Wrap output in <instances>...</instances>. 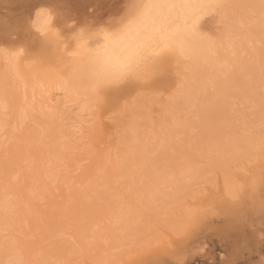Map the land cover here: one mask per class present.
I'll list each match as a JSON object with an SVG mask.
<instances>
[{
    "label": "rangeland",
    "instance_id": "374dc122",
    "mask_svg": "<svg viewBox=\"0 0 264 264\" xmlns=\"http://www.w3.org/2000/svg\"><path fill=\"white\" fill-rule=\"evenodd\" d=\"M45 1H47V0H44V2H43V0H6V1H4V0H0V36H2L1 38H0V45H2V46H5V47H7V48H10V49H12V48H15V47H18V46H23L24 48H25V50H26V56L27 57H30V56H35L36 54H39L40 52H43L44 51V46H43V42H42V40H41V38L36 34V33H34L32 30H31V28H29L28 27V29H26V31L25 30H22L23 28H24V26H28V23H29V20L31 19V17H32V13H33V10L35 9V7H36V5H37V3L36 2H42L43 3V5H46L45 3ZM49 1V0H48ZM53 1V0H52ZM262 1V4H260V2ZM255 2H257V1H255ZM252 3L253 2H251V4L249 3V6H248V8H249V10H250V14H253L252 12H256V13H254L253 14V17H252V19L254 18V20H255V24H256V26H252V33H251V39H252V41L250 40L249 42H246L245 44H244V52H242L241 54H240V60H241V62H244V61H246V64L245 65H243V63H240L239 61V59H238V63L237 62H235L234 64H233V66L232 67H230V70H228V71H226V73H224V75H222V76H225V79H224V77H223V79L221 80V78H222V76L221 77H219L218 79L216 78V79H214V80H212L211 82H209L208 84H207V86H205V90H204V92H206V93H204L203 92V94H201L203 97L205 96L204 94H206V96L203 98L201 95H198V96H195L194 97V99H192V102L191 103H189L188 104V106L184 103V104H179V106H178V108H180L181 110H186L187 111V108L188 109H190V108H193L197 113H199V114H197V113H195L194 112V110L192 109L191 111L193 112H191V115L190 114H188L189 112V110L185 113V112H183L182 111V113L184 114L185 113V116H183V114L181 115L180 114V112H179V110H178V112H179V114L183 117V118H187V115L189 116V117H191V118H189L188 117V119H190V120H188V119H183V118H181V117H179L180 115H178L177 114V110H175L176 111V113H174V112H172V115L176 118V120H177V116H178V118H180V120L182 119L183 120V122H184V125H183V122L181 123V122H179V119H178V121H174V118H171V119H173V121L171 122V121H169L170 123H172L173 125L175 124H177L176 126H177V128H176V126H174L173 128H174V131H173V134H172V137H171V131L172 130H170V129H173L171 126L169 127V128H166V127H168V126H166V127H164V129H163V131H165L166 132V129H169L170 131H167V132H170V133H165L164 134V136L165 135H167V134H169L170 135V139H167L168 138V135H167V137H164L163 136V138H164V140H166L165 142L164 141H160V140H162L163 138L161 137V135H159L160 136V140L158 139V138H156V135H158V134H156V133H153V132H151L152 130H150V132L151 133H153V135H154V137H153V135H150L151 133H148V135H150L151 137L149 138V136H147V134H146V136H145V138L146 137H148L150 140H148V138H144L143 140L146 142H143V140H142V142H140V141H137V143H132V145H131V149L129 148V151L128 152H130V154L128 153V155L130 156H128V155H126V157L128 156L129 157V159L128 158H125L124 157V159L123 160H121V162L120 163H118V165L117 166H115V167H110L109 169H111L112 171H110V172H108V171H104L106 168H107V166H109V163L107 162V164H105L104 165V167H103V172H102V175L101 176H99L95 181H94V183H93V185H94V187L96 188H94V187H92V189L93 190H96V192L95 191H92L91 189H87V191H85V192H83L82 194H78V204H81V202H83V204L84 205H82L84 208H87V207H89V204H91L92 205V202L93 201H95V199L97 198V197H99V199H102L103 198V196H105L106 197V193L104 192V191H106V190H108V191H106V192H108V195H109V198L111 197L112 199L111 200H113V198L115 199V200H113L114 201V203H115V205H117V207L115 206V208L116 209H118L116 212H117V214L119 213H121V215L119 216V215H116V218H115V220L113 219V220H110V219H112V218H114V217H112V215H110V214H108L107 216L108 217H105L104 219H109L110 220V222L111 221H113V222H111V223H113V225H114V227H113V225L110 223V222H108L109 220L107 219V223L104 221V223H106V224H108L107 226H108V228L106 227V225H101L102 226V228H100L99 229V224H102V222L100 223V221H98L99 219H95V218H97V217H99V215H97V217H95L94 219H95V221H97V222H93V221H90V219L89 220H87V219H83V220H81L80 221V224H77L76 223V221H75V224H74V226H73V221H72V217H71V221L69 222V219L68 218H70L69 217V215H72L74 212H73V210L72 211H70L69 210V213H68V210H66L65 211V213L63 212L62 213V215H63V217H61V216H58V218L59 217H61V220H63V219H65L64 220V222H62L63 223V225H65L66 223V227H65V229H66V231H68V232H73L74 233V235H76V238H78L79 239V237H80V235H82V237L88 242V243H85V241L82 239V237H80V239H82V243H83V241H84V247H85V245H87L88 244V246H86V248L88 247L89 249H86V253H87V250H89V252L91 251L92 252V250L94 251L95 249H96V251L97 250H100L101 252H98V254L100 253V257H103L104 255L105 256H107V254L109 253V254H111V252H112V254L109 256L108 255V257H110V258H113V256H115L114 254H113V251H115L116 253H117V257L118 258H121V254H123V252L124 251H128V247L127 246H129L130 245V243L132 242L133 244H135L136 243V245H134V247L136 246V247H138V246H140V244H141V246H142V243H144V242H147L148 241V243H146V244H148V246H154L155 245V243L157 242V246H155V249L153 248V247H151L150 246V248H147V250H145L144 252H145V255L143 256V254L141 255V257H140V255H139V257H136V258H134V260L133 259H131L132 261L131 262H129V261H127V262H129L128 264H264V158H263V160H262V163H261V160H260V155H259V153L260 154H262L263 152H264V140L263 141H261L260 140V142L258 143V145H256V149H255V144L253 143V141L257 138V137H259V136H261L263 133L262 132H260V128L261 127H259L260 126V124L261 123H264V119H261V118H263L264 116V111L261 113L259 110H264V100H263V98H264V96H263V94L262 93H264V88H262V86H263V84H264V2H263V0H259V2H257V4L259 3V5H257L256 3H254L253 5L254 6H252ZM251 6V7H250ZM256 6V7H255ZM258 7H260L258 10H256V8H258ZM261 7H262V9H261ZM31 8V9H30ZM253 10H251V9ZM256 10V11H255ZM261 10H263V11H261ZM263 14V15H262ZM255 15V16H254ZM256 17V18H255ZM255 33V34H254ZM23 34H24V36H23ZM254 34V35H253ZM31 36V38L32 39H26V38H28V36ZM256 38V39H255ZM4 39V40H3ZM258 41L257 43H256V41ZM255 41V42H254ZM252 42V43H251ZM248 43H249V45H248ZM252 44H255L256 46H254V45H252ZM250 45L252 46V47H250ZM249 48V49H246L247 47ZM256 47L255 49H253L254 47ZM252 48V49H251ZM256 49H257V51H256ZM246 50H248V52L246 51ZM253 50V51H252ZM254 50L256 51V53H253L254 52ZM31 51H33V52H31ZM48 51V50H47ZM252 51V52H251ZM250 52V53H249ZM249 53V55L250 54H254L255 56L254 57H252V55H247L246 56V54H248ZM37 56V55H36ZM244 57L243 59H241L242 57ZM248 57H250V58H248ZM252 57V58H251ZM248 59V60H245V59ZM240 64H242V65H240V67H239V65ZM238 66V67H237ZM233 67L234 68H236V70L234 69V71H233ZM242 67V68H241ZM240 70H239V69ZM238 69V70H237ZM230 71V72H229ZM240 71V72H239ZM242 71V72H241ZM238 72V73H237ZM242 73V74H241ZM228 75V76H227ZM219 82L220 80L222 81H220L221 82V84L219 83V85L218 84H216V83H214V82H217V81ZM226 80V81H225ZM225 81V82H224ZM217 82V83H218ZM172 82H171V76L169 75V74H167V76H163L162 77V79L159 81V83L154 87V88H152V90H149V93H146L145 92V94L143 95V94H140V95H138V93H135L134 91L132 92L131 90H128V91H119V92H116V93H111V94H109V95H107L105 98H103L101 101H99L98 102V106L97 107H95L94 109H96V118H94V119H92V120H90L89 122H88V124L90 125L91 124V126L93 125V126H97V124H95L96 122V119H97V122H98V124L99 125H102V123H103V125L102 126H107V128H112V127H114V128H116V130L117 131H119L120 132V130L122 129V127H124L122 130L124 131V129H126L125 128V126L126 125H128L127 123L128 122H131L132 121V119L133 118H136L135 116L137 115L136 113H138L139 115L140 114H144L145 113V111H146V113L144 114L145 116V118L144 119H146L147 118V121L145 120V123H144V119H142V121H143V123L145 124V125H147L148 124V128L147 129H152V127L154 126V125H151V124H153L154 122H156V123H154V124H159V123H162L161 122V118L159 119L158 117H160L159 115L160 114H158V113H161V111H160V108H162V109H164V107L165 106H162V103H165V101H167V98H169L168 96L173 92V91H171L172 90V84H171ZM222 83H225V85L227 86V87H229L228 89L230 90H228V89H226V87H224L223 88V90H218V91H220L221 92V98H215V104L214 103H211V105L209 104L210 102H208V101H211V100H213V98L214 97H216L217 95L218 96H220V92L218 93L217 92V89H220V86H222L223 84ZM213 84V85H212ZM218 85V87H216V85ZM208 85H211V86H208ZM224 85V86H225ZM216 88H215V87ZM223 87V86H222ZM212 88V89H211ZM211 89V90H210ZM207 90V91H206ZM213 90H214V92H213ZM224 90H226L227 92H229V94L227 93V94H225L226 92L224 91ZM131 91V92H130ZM222 91H224L225 93L223 94V92ZM255 91H256V93H255ZM258 91H259V93H258ZM216 92V94H214ZM262 92V93H261ZM208 93V94H207ZM210 93H213L212 95H209ZM242 93V94H241ZM255 93V94H254ZM136 94V95H135ZM223 94V95H222ZM235 94H237V95H235ZM252 94H253V97H252ZM209 95V98L208 99H205V98H207V96ZM225 95H227L226 96V98H227V100H222L223 99V96H224V99H226L225 98ZM229 95V96H228ZM255 95V96H254ZM259 95V96H258ZM199 96H200V98L201 99H199ZM210 96H212L211 97V100H210ZM233 96H235V97H233ZM240 96V97H239ZM263 96V97H262ZM228 97H229V99H228ZM231 98L233 99V101L231 100ZM196 99H198V100H196ZM247 99V100H246ZM196 100V101H195ZM200 100H202V102L204 101V100H206V101H204V103H205V108H204V104L203 103H201V105L203 104V106H201L200 105V103H197L198 101H200ZM222 100V101H221ZM232 102H234L235 103V105H234V107L233 106H231V108H229V106L230 105H233L234 103H231V101ZM244 100V101H243ZM259 100V101H258ZM263 100V101H262ZM225 101H227V102H225ZM229 101H230V103H229ZM197 103V106L196 107H194L195 105H196V103ZM208 103V105H207V103ZM211 102H213V101H211ZM226 103V104H223L224 106H226L227 108H229V109H227L226 107V109L224 108V107H222V108H224L223 110H222V108H220V107H218V104H219V106H221V104L222 103ZM239 102H240V104H239ZM228 104H230L229 106H228ZM250 104H251V107H250ZM255 104V105H254ZM192 106V107H190V106ZM194 105V106H193ZM210 105V106H209ZM222 105V106H223ZM243 105H245V107L246 108H242V106ZM162 106V107H161ZM187 106V107H186ZM199 106H201V108H199ZM208 106V107H207ZM183 107V108H182ZM186 107V108H185ZM239 107V108H238ZM248 108V110H246ZM8 109L11 111V108H6V110H5V112L6 113H8V115H9V117H10V115H11V113L8 111ZM161 109V110H162ZM166 109V108H165ZM200 109H204V110H201V112H200ZM218 109H221L223 112H221V110H218ZM235 111H234V110ZM259 109V110H258ZM148 110L150 111V110H152V112H150V114H148ZM159 110V111H158ZM180 110V111H181ZM233 110V111H232ZM244 110V111H243ZM254 110H255V113H256V116L258 117L257 119H255L256 121H253V122H247L248 120L250 121H252V120H254L253 119V117L254 118H256L254 115H255V113H254ZM57 111H59L58 113H60V110H57ZM144 111V112H143ZM162 111H164V110H162ZM167 111L168 110H165L164 112H166L167 113ZM252 111V113H250ZM257 111V112H256ZM259 111V112H258ZM154 112H156V115H155V113ZM170 112V111H169ZM169 112L166 114V117L169 115V117L170 116H172L171 115V113L169 114ZM238 112V113H237ZM245 112H247L246 114H245ZM10 113V114H9ZM244 113V114H243ZM261 113V114H260ZM55 114L57 115V113H56V111L53 113V115L55 116ZM134 114H136V115H134ZM163 115L162 116H164V113H162ZM175 114V115H174ZM187 114V115H186ZM193 114H195L194 116H193ZM197 114V115H196ZM223 114V115H222ZM228 114V115H227ZM234 114V115H233ZM258 114V115H257ZM61 115H63V113L61 114ZM141 115V116H142ZM147 115V116H146ZM221 115V116H220ZM232 115H233V119H232ZM244 115V116H243ZM249 116V119H248V117L247 116ZM60 116V115H59ZM58 116V117H59ZM64 116V115H63ZM152 116H155V118L154 119H156V117L158 118V121H160V122H157V121H154V120H151L153 117ZM223 116V117H222ZM231 118H230V117ZM235 116H238L237 118L239 119H237ZM252 116V117H251ZM260 116H263V117H260ZM6 117V116H5ZM58 117L56 116V117H53V118H56L57 120H58V123H56V121L57 120H55L54 119V122L56 123V125H58L59 126V122H61V119L63 118L62 116H60V117H62L61 119L59 118L58 119ZM166 117H164V118H166ZM219 117H220V120L222 121H219L218 119H219ZM228 117V118H227ZM242 117V118H241ZM247 117V118H246ZM251 117V118H250ZM225 118V119H224ZM227 118V119H226ZM230 118V120H231V123H228V122H230V120H228ZM234 118H236V119H234ZM244 118V119H243ZM246 118V119H245ZM170 119V120H171ZM223 119V120H222ZM248 119V120H247ZM259 119V120H258ZM261 119V120H260ZM102 122H101V121ZM137 120V119H136ZM135 120V121H136ZM181 120V121H182ZM225 120H227L226 122H223V121H225ZM236 120V121H235ZM243 121L244 123H245V125L247 126L246 128H248V129H245V127H244V125H243V123H241L242 124V126H241V124H240V122H238V121ZM134 121V122H135ZM190 122V124L189 123H186V124H188V126L187 125H185V122ZM259 121V123H257ZM260 121H261V123H260ZM263 121V122H262ZM95 122V123H94ZM151 124H150V123ZM166 123H162V124H168V120L167 121H165ZM175 122H177V123H175ZM194 122V123H193ZM256 122V123H255ZM54 123V124H55ZM92 123H94V124H92ZM105 123H106V125H105ZM113 125H112V124ZM170 123L168 124V125H170ZM225 123V124H224ZM226 123H227V125H226ZM250 125H249V124ZM255 125H254V124ZM124 124H126V125H124ZM131 124H132V122H131ZM149 124H150V127H149ZM171 124V125H172ZM180 124L183 126H180ZM192 124V125H191ZM229 124V125H228ZM172 125V126H173ZM190 125V126H189ZM195 127H194V126ZM204 127H203V126ZM219 125V126H218ZM254 125V126H253ZM257 125H259L258 126V128H257ZM22 126H23V128H24V125H21L20 127H19V129H17V130H14V132L16 133V132H19V133H21L22 131H24L23 132V134H24V136H30L28 133V131H29V129L27 130V129H23L22 128ZM92 126V127H93ZM129 126V125H128ZM180 128H179V127ZM193 126V127H192ZM222 126H225V128L224 127H222ZM159 127H161V125L159 124V126H158V128L157 129H160ZM249 127L251 128L250 130H249ZM253 127H255L256 129H253ZM22 128V129H21ZM175 128H176V132H175ZM179 128V129H178ZM185 130H184V129ZM188 128H191V129H188ZM41 129V131L40 130H38L37 132H39L38 134H35L34 136H35V138H36V136L37 137H39V138H44L43 140L42 139H40L39 140V138L37 139L36 138V140H35V138H32L33 140V143L34 144H36L37 145V142L39 143L38 144V146L40 145L41 147H44L45 149H48V150H51V152H52V154H51V152L49 151L48 152V150H41V149H44V148H41L40 146V151H39V153H41L40 154V156H41V159L40 160H34V162H36V165H38L39 166V164L42 162V165H40L39 166V169L40 168H42V169H44L45 170V168H46V172H48L47 174H50V173H57L58 175L57 176H54V177H56V178H54V177H47V176H45L44 174H43V176L42 177H40V175H39V177H38V174H37V172H35L36 174L34 175V172H33V165L35 164L34 162H33V159L32 160H30L31 159V157H30V152H31V150H29V149H25V152H24V149H21L22 150V152H24L23 154H24V156H23V154H22V152H20L19 153V155H18V151H21L20 149L19 150H16V146H15V149L14 150H12L13 149V146L12 147H9V145L10 144H12V142L14 141V137H12L11 139H10V141L9 140H7V138L9 137L8 135V133L5 135V136H3L2 138H0V140H1V143H3V145H2V149H1V151L2 150H5L6 149V147H7V145H8V147H7V149L5 150V151H3L2 152V155L3 154H7L8 153V155H9V157L8 158H10L11 157V159H10V161L12 160H14V162L13 163H11V164H15V160L16 159H14V158H16V157H13V156H16V155H18L19 157V159L18 160H20V161H22V165H23V168L20 166V164H19V162H18V165L19 166H16V164L15 165H12V167L14 166V168L15 169H13V168H11V167H9L8 165H10V163H8V162H10V161H8L6 158V156L7 155H3L2 157L0 156V160H1V162H0V166H2V164L4 165V166H2V168L0 169V181L1 180H3V181H1L0 182V184H2L1 186H0V193H4V194H6L7 193V195L9 194L10 196V198H11V202L13 203L14 202V200H16L15 198H18V199H21V201L19 200V202H21V204L23 205H18L19 204V202L18 201H15V203H14V205L16 204V203H18V204H16V208H18L19 209V207L20 206H22V208H26V210L28 211V213L29 214H27V211H24V212H22L23 214H18V213H20L18 210H15L14 208V206H12V211H16V212H14V215H13V212H11L10 210L9 211H6V212H4V216L0 219V221H2V220H4V222H6L7 221V223H5L4 225H2V227H1V229H0V236H1V238L3 237V234H4V236L6 237V241H5V237H3L2 239L0 238V240H3V241H1L2 243H3V245H1L2 243L0 242V248L2 249H0V251L3 253V256H2V253H1V255H0V264L2 263V264H4V262L7 260V257H8V255H11V253H12V256L13 255H15L17 252L20 254V259L22 260H24V262H23V264L25 263V264H27V260L25 259L26 257H28V259H29V264H38L37 262H34L35 260H38V254L39 253H41V252H39V250L40 251H42L43 252V250L45 249H47V248H45V244H42L43 242H41L40 243V240H38V242L40 243V245L37 243V242H35V239H38V237L36 238V236H38L40 233V230H41V228L45 231V229L44 228H46L45 227V225H47V224H45V222H43V221H46L45 219H44V217H43V214L41 213V211L40 210H42V211H44V209L46 210V208L49 210V211H51L52 209H53V207H54V205H53V203L51 202V204H49L48 205V203H46L47 201L46 200H52V199H54L55 197H57L58 196V193H56V192H59V190L58 191H56V189H58V188H53V190L51 191V189L50 190H48V192H46V191H44L43 189H44V186H43V183H39V182H41V180L43 179L44 181L46 180V181H50L52 178H54L55 180L54 181H52V182H49L48 181V183L53 187V185L55 186V185H57L58 183H59V179H63V177H64V175L62 174V173H64L65 172V170L66 169H64V166L66 165H68V163H69V160L67 159V154H65V153H63V151H65V152H67L66 150V148H64V149H61V152L62 153H60V149H58V145L61 143V147H63L64 146V140L65 139H61V137H59V140L61 139L62 141L61 142H59V141H57L56 140V138H54V137H56L55 136V133H56V130H57V128H53L52 126H47V125H45L43 128H40ZM131 129H132V127L128 130V128L126 129V131L128 130V131H131ZM188 129V130H187ZM241 129H243V130H241ZM259 129V130H258ZM22 130V131H21ZM179 130H181V131H179ZM187 130V131H186ZM223 130H227V132H224ZM233 131V133H232V131ZM245 130V131H244ZM254 131V133H253V131ZM256 130H258V131H256ZM25 131L27 132L26 134H25ZM125 131V132H126ZM149 131V130H148ZM160 131V130H159ZM183 131H185L184 133H183ZM221 131H223V132H221ZM231 131V132H230ZM252 132V133H250L249 134V132ZM256 131V132H255ZM4 131H2V132H0V133H3ZM36 132V133H37ZM133 132V131H132ZM132 132H130L129 134L131 135H133V133ZM179 132V133H178ZM210 132V133H209ZM175 133H177V135H175ZM205 133H206V135H205ZM225 133V134H224ZM234 133H236V134H234ZM242 133H244V134H242ZM245 133H247L248 134V136L250 137V135H251V137L250 138H252V139H250V138H248L247 140H249L248 142L246 141V138L248 137L247 136V134H245ZM261 133V134H260ZM156 134V135H155ZM181 134V135H180ZM207 134H209L208 136H207ZM211 134H213V135H211ZM219 134V135H218ZM221 134V135H220ZM228 134V135H227ZM240 134V135H239ZM258 136H257V135ZM21 135L22 134H20V137H21ZM57 135H59V134H57ZM163 135V134H162ZM176 137V139L174 138V136ZM179 135V136H178ZM205 135V136H204ZM214 136L213 138L215 139V141H218L221 137H222V135L224 136V137H222L221 139V141L219 140L218 142H213L214 140H213V138H208V137H211V136ZM218 135V136H217ZM230 135V136H229ZM234 137H233V136ZM236 135V136H235ZM238 135V136H237ZM242 135V136H241ZM144 136V135H143ZM182 136H183V138H182ZM220 136V137H219ZM244 136H246L245 138H244ZM256 136V137H255ZM181 137V138H180ZM219 137V138H218ZM230 137H233V140H232V138H230ZM239 137V138H238ZM255 137V138H254ZM58 138V137H57ZM153 138V139H152ZM171 138H172V140H171ZM180 139V144H179V139ZM205 138V139H204ZM224 138V139H223ZM230 138V139H229ZM152 139V140H151ZM155 139L157 140V141H155ZM178 139V140H177ZM181 139H183L182 141H181ZM207 139V140H206ZM227 139V140H226ZM239 139H240V141H239ZM147 140V141H146ZM168 140H170V141H168ZM211 140H213L212 142H210ZM3 141V142H2ZM6 141V142H5ZM36 141V142H35ZM39 141H41L42 143H40ZM52 141H54V142H56L55 144L52 142ZM154 141V142H153ZM173 141V143H170V142H172ZM178 142V144H177V142ZM222 141H224V142H226V143H223ZM239 141V142H238ZM242 141V142H241ZM247 142V145L249 146V147H251V148H249L247 145H246V147H244L245 146V142ZM5 142V143H4ZM59 142V143H58ZM140 142V143H139ZM153 144V143H155L156 145L158 144V142H160L159 143V145H155V144H151V143ZM157 142V143H156ZM176 143V145H175V143ZM182 142V143H181ZM191 142V143H190ZM205 142H207V143H209L210 144V146H208L209 144H205ZM223 143V144H221V143ZM230 142V143H229ZM231 142L233 143V144H235V142L237 143V145H240L241 146V144H243L244 146H242V147H244L243 149H250L249 151H247L248 153L250 152V151H252V148H253V151L252 152H250V153H253L254 152V150L257 152V153H253L252 155H253V157H252V155L249 153L248 155H249V158H248V156H247V158H245V157H243V158H241L242 159V161H244V160H246L247 159V161H244V163L241 161V162H237L238 163V165H237V167H236V165L234 166V164H232V162H227V166L230 168V166L232 165V166H234V167H236V169L237 170H241V172L239 171H237L236 170V172H235V170H234V167H232L231 166V169L229 170L228 169V167H225V170H227V171H232V172H235L234 174L236 175V179L237 180H239V179H243L240 183H238V184H242V183H244V186L243 187H241L240 186V188H238V190L234 193V195L235 196H237V197H235L234 195V198L233 197H231V198H229V196H232V195H229V194H225V193H223V191H221V187L223 186V185H221L223 182V180H221V178L218 180V178L219 177H222L223 179H224V177L223 176H226V175H228V174H225V175H222V174H224V173H220V172H222L221 170H224L223 169V167H224V165L223 166H219V167H222L221 168V170H219V169H217L216 168V165H215V163H216V159H218V158H220V155H219V153L220 154H222L221 152L222 151H219V150H215V152H212V151H214V149L216 148V146H218L217 144H219V146L221 145V147H223V148H225L224 150H230L231 149V146L233 145H231ZM241 142V143H240ZM244 142V143H243ZM250 142H252L253 143V145L250 143ZM46 143V144H45ZM143 143V144H142ZM165 143H170V145L171 146H169V144L168 145H166ZM184 143V144H183ZM186 143V144H185ZM188 143L189 144H192L191 146L190 145H188ZM211 143H213V145L211 146ZM239 143V144H238ZM250 143V144H249ZM141 144V145H140ZM148 144H151V146L150 145H148ZM202 144V145H201ZM227 144H229V145H227ZM57 145V146H56ZM185 145V146H184ZM186 145H188V146H186ZM200 145V148L199 147H197V146H199ZM204 145V146H203ZM209 147H207V146ZM224 145V146H223ZM228 147H227V146ZM236 145V144H235ZM142 146V147H141ZM177 147V149L178 150H175L176 148L175 147ZM192 146H195V147H197L198 148V150L200 151V154H199V151L195 148V147H193L192 148ZM205 146H206V149H204L205 148ZM214 146H215V148H214ZM234 146V145H233ZM5 147V148H4ZM145 147H146V149H145ZM154 147H156L155 149H154ZM179 147V148H178ZM257 147L258 148H260V151L262 150V153L257 149ZM10 148H11V150H10ZM60 148V147H59ZM153 148V149H152ZM185 148V149H184ZM189 148V149H188ZM202 148H203V150H202ZM211 148H213V149H211ZM228 148V149H227ZM52 149H54L55 151H56V153H58V154H56L58 157H59V159L58 160H55V161H51V160H54V159H57L58 157L57 156H55L54 155V150L52 151ZM137 149V150H136ZM142 149H144V150H142ZM149 149H150V151H149ZM175 151H174V150ZM182 149L184 150V151H182ZM10 150V151H9ZM28 150V151H27ZM110 150H111V148H110ZM139 150H141V152L139 151ZM187 150V151H186ZM189 150H192V151H190V152H188ZM195 150L196 151H198L197 153L195 152ZM212 150V151H211ZM258 150V151H257ZM6 151H8L7 153H5ZM15 152V155L13 154V152ZM48 153V154H46V152ZM95 151V150H94ZM92 152V154L93 153H96V151L95 152ZM132 151H133V153H132ZM146 151V152H145ZM152 151V152H151ZM208 151H209V153H208ZM9 152H12V153H9ZM26 152H28V154L26 153ZM172 152H175V153H172ZM211 152H212V154H214L215 156L217 155L218 157H215L214 155H212V156H214L215 157V159H214V161L215 162H213L214 163V165H213V163H212V165L213 166H209V165H206V164H204V165H206V166H208V168L210 167V173H209V171H208V169L206 168V169H204V170H207V171H204L202 168H204L203 166V161L200 163L201 165H200V169L198 168V166H199V164L198 165H195L194 167H191V169H185V165H183L184 163H185V161H186V156H187V154L188 153H191V154H193V155H196V156H198L197 154H199L200 155V157H201V154H202V156L203 157H205L206 158V156L210 159V160H208V161H213L212 159L214 158V157H209L210 155H211ZM217 152H218V154H217ZM43 153V154H42ZM143 153V154H142ZM148 153H150V156L149 157H146V156H148L149 154ZM154 153V154H153ZM205 153V154H204ZM10 154H12V155H10ZM21 154V155H20ZM26 154V155H25ZM45 154H46V156H45ZM49 154H50V157H48L49 156ZM60 154V155H59ZM61 154H63V156H64V154H65V158L68 160V161H66L65 162V160L66 159H64V158H61L60 156H62ZM92 154H90V155H92ZM134 154H135V156H134ZM151 154H152V156H151ZM173 154V155H172ZM174 154H177V156H175ZM180 154V155H179ZM257 154V155H256ZM27 155H29V156H27ZM54 155V156H53ZM144 157H143V156ZM183 155V156H182ZM263 155V154H262ZM24 158V159H21L22 157ZM39 156V157H40ZM44 156H45V158H44ZM175 156V157H174ZM257 156V157H256ZM258 156H259V158H258ZM3 157H6V158H4L5 159V162L8 164H5L4 163V159H2ZM30 157V159L28 160V162H27V159ZM55 157V158H54ZM57 157V158H56ZM134 157V158H133ZM146 157V158H145ZM150 157H152V159L150 158ZM156 157V158H155ZM173 157V158H172ZM199 157V156H198ZM242 157V156H241ZM262 157V156H261ZM264 157V156H263ZM13 158V159H12ZM46 159V160H44V159ZM52 158V159H51ZM68 158L69 159H71V156H69L68 155ZM145 158V159H144ZM150 158V161L148 160V159ZM182 158H184V159H182ZM208 158H206V159H208ZM259 159V161L260 162H257V163H260L259 165H255L256 164V159ZM42 159H43V161H42ZM64 159V163H65V165H64V163H62V165L60 164V163H57V162H61L62 160ZM127 159V160H126ZM133 159V160H132ZM135 159V160H134ZM143 159V160H142ZM157 159H158V161H157ZM258 159H257V161H258ZM7 160V161H6ZM18 160H16V161H18ZM25 160V161H24ZM47 160L48 161H51V162H49V163H45V162H47ZM144 160H146V165H147V161H149L150 163L153 161L154 162V160H156L157 161V163H156V161H155V163L156 164H154L153 162H152V164H150V163H148L149 164V171H147V170H145V169H147V167H144L145 165H144V163L143 162H145ZM160 160V161H159ZM37 161L38 162H40V163H38L37 164ZM45 161V162H44ZM57 161V162H56ZM126 161V162H125ZM141 161V162H140ZM32 162H33V164H32ZM56 162V163H55ZM70 162H72V160H70ZM138 163L137 165L135 164V163ZM175 162H177L176 164H178V165H176L175 164ZM180 162V163H179ZM218 162H219V159H218ZM25 163V164H24ZM27 163H29V165L27 164ZM44 163V164H43ZM67 163V164H66ZM133 163H134V165H133ZM143 163V164H142ZM160 163V164H159ZM172 163V164H171ZM244 164V165H242V164ZM126 164V165H125ZM132 164V165H131ZM139 164L141 165V166H139ZM158 164H159V167H160V170H158ZM162 164H164V165H162ZM171 164V165H170ZM174 164L176 165V167L174 166ZM218 164V163H217ZM219 164H221V162L219 163ZM218 164V165H219ZM5 165H6V167H5ZM27 165L30 167V168H32L31 170H30V168H29V170H30V172L31 173H29V170L27 169V168H25V167H27ZM36 165H34V166H36ZM46 165V166H45ZM49 165V166H48ZM54 165H56V166H54ZM58 165H60V167L58 166ZM155 165V166H154ZM225 165V166H226ZM230 165V166H229ZM246 165V166H245ZM11 166V165H10ZM32 166V167H31ZM50 166H52L51 167V169H50ZM58 166V167H57ZM66 166H65V168H66ZM134 166L135 167H137L136 169H140V170H136V169H134ZM154 166V167H153ZM163 166H164V168H163ZM167 166V167H166ZM242 166V167H241ZM243 166L244 167H246V168H243ZM253 167L254 166V168L256 169H252V168H250V167ZM257 168H256V167ZM7 167L9 168V170H10V168L12 169V170H14V171H12V170H8L7 169ZM19 167V168H18ZM20 167H21V169H20ZM44 167V168H43ZM48 167V168H47ZM55 167V168H54ZM57 167V168H56ZM119 167V168H118ZM145 169H144V168ZM156 167H157V172H159L160 171V173H166V171H167V174H165V175H167L166 176V182L164 183V185H163V182H161V183H151V186L149 187V188H145V187H140V191H139V189H137V186H142L143 185V182H144V180L146 179V178H143L147 173H149V172H153V173H155L156 171H155V169H156ZM178 167V168H177ZM239 167V168H238ZM55 170H54V169ZM124 168V169H123ZM132 168V169H131ZM151 168V169H150ZM165 168H168L167 170H165ZM182 168V169H181ZM197 168V169H196ZM233 168V169H232ZM248 168V169H247ZM25 170L26 169V172H24V174L31 180H33L34 179V181L32 182V181H30L25 175H21L20 177H21V181H19V179H18V186H24L25 184H26V179L25 178H27L28 179V181H27V186L25 187L26 189L25 190H21L23 187H18V186H16L15 184H12V183H14V182H16L14 179H16V178H18V177H16V176H18V173H16L15 175V178H14V175H12V173H11V171L12 172H18L19 171V173H21L20 172V170ZM42 169H40L41 170V175H42V171H43V173H44V170H42ZM57 169V170H56ZM59 169H63L62 171H60L61 173L59 174ZM119 169V170H118ZM127 169V170H126ZM130 169H131V171H130ZM142 169H144V171L142 170ZM154 169V170H153ZM165 170V172H164V170ZM173 169H174V171H173ZM183 169H185V170H183ZM195 169L196 170H199V172L198 171H195ZM214 170V171H211V170ZM247 169V170H246ZM9 171L8 172V174H5V173H7L6 171ZM79 170V172L81 171L80 169H77L76 171H78ZM106 170H108V168L106 169ZM122 170V171H121ZM124 170V171H123ZM169 170V171H168ZM177 170V171H176ZM180 170V171H179ZM182 170H183V172H182ZM201 170V171H200ZM218 170V171H217ZM224 170V171H225ZM234 170V171H233ZM243 170V171H242ZM245 170V171H244ZM251 170H252V173H251ZM253 170H255V172H253ZM54 171V172H53ZM114 171V172H113ZM120 173L121 172V174H118V172ZM125 171L127 172V173H129V174H126L125 173ZM134 171H136V172H134ZM140 171V172H139ZM207 172L208 174H210V175H204V173H202V172ZM217 171V172H216ZM223 171V172H224ZM257 171V172H256ZM4 172V173H3ZM33 172V173H32ZM40 172V171H39ZM46 172H45V174H46ZM78 172V173H79ZM105 172V173H104ZM109 174H108V173ZM113 172V173H112ZM156 172V173H157ZM170 172V173H169ZM172 172V173H171ZM176 172H177V174H176ZM179 172H181V173H179ZM201 172V173H200ZM214 172H216V173H214ZM244 172V173H243ZM245 172H247V173H245ZM1 173H2V175H1ZM9 173H11V174H9ZM13 173V174H14ZM75 173V172H74ZM73 173V174H74ZM77 173V172H76ZM82 172H80L79 174H81ZM108 174L107 175V177L109 178L108 179V181L110 182V184H111V186L113 185V188H114V190L115 189H117V190H115V191H117L118 193L116 194V195H118L119 196V198H121L122 197V199H119L118 198V196H116V198H115V196L113 197V190H112V187L111 188H107L108 187V185L107 184H109L108 183V181L107 180H105V179H107V177L106 176H104V174ZM117 173V174H116ZM122 173H123V175H122ZM125 173V174H124ZM159 173V174H160ZM174 173V174H173ZM206 173V174H207ZM215 174V177H218L217 179L216 178H214L215 179V181H216V184L218 185V187L216 188V185H214L215 184V181L213 180V183H211L212 184V186H213V188L214 189H212L209 185H211L210 183H208L209 181H210V179H213V176H212V174ZM227 173V172H226ZM237 173V174H236ZM22 174V173H21ZM29 174H30V176H29ZM32 174V175H31ZM111 174H112V176H111ZM116 174V175H115ZM178 174H180V175H178ZM184 174V175H183ZM191 175V174H195L194 176H196V175H201V177H199V179L197 180V181H193L194 179H195V177H194V179L192 180V178H193V175L191 176L192 178L190 179V177L188 176V175ZM244 174H246L245 176H244ZM248 174H249V176H248ZM255 174V175H254ZM10 175V176H9ZM20 175V174H19ZM37 175V176H36ZM63 175V176H62ZM72 175V174H71ZM118 175H119V177H118ZM120 175H121V177H123V179L125 178V176L127 177V178H129L127 181L126 180H123L122 179V181L124 182V184L122 183V181H121V177H120ZM125 175V176H124ZM143 175V176H142ZM170 175V176H169ZM172 175H176V177L173 179V177H172ZM186 175L188 176L187 178H186ZM204 175V176H203ZM218 175V176H217ZM220 175H222V176H220ZM5 176V180H4V177ZM7 176H9V177H7ZM23 176V177H22ZM24 176H25V178H24ZM34 176H36V177H34ZM45 176V177H44ZM61 176V177H60ZM117 176V177H116ZM138 176L140 177V178H138ZM169 176V178H167ZM178 176H179V179H178ZM207 176H209L208 178H206ZM38 177V178H37ZM59 177V178H58ZM111 177V178H110ZM181 177V178H180ZM205 177V178H204ZM229 177H230V175H229ZM241 177V178H240ZM254 178V179H252V178ZM26 180L25 181V183H24V179ZM47 178V179H46ZM99 178H101L100 180H99ZM120 178V181H118V179ZM131 178V179H130ZM140 180H138V179ZM172 178V179H171ZM182 178H186L185 179V181L187 180V179H189V181L187 180L186 182H187V184H186V182L182 179ZM201 178V179H200ZM210 178V179H209ZM252 180H251V179ZM11 179H13V181H11ZM38 179V180H37ZM39 179H41L40 181H39ZM110 179H112L113 181L111 182L110 181ZM169 179V180H168ZM202 179L203 180H205V183H206V181H207V183L205 184L203 181H202ZM208 179V180H207ZM227 179L229 180V178H228V176H227ZM231 179V178H230ZM247 179H249V180H251V182H252V184H251V182L248 180L247 181ZM64 180V179H63ZM103 180H104V182H103ZM130 180V181H129ZM174 180V181H173ZM177 180V181H176ZM226 180V179H225ZM225 180H224V183L223 184H225ZM254 180H256L255 182H254ZM5 181V182H4ZM7 181H8V184H6L7 183ZM39 181V182H38ZM97 181V182H96ZM98 181H99V183H98ZM106 181V182H105ZM114 181H116V182H114ZM169 181V182H168ZM180 181H184L185 182V185H184V188H183V186L180 184ZM200 181L203 183V184H205L206 185V189L207 190H209V191H207L205 188H204V186L205 185H203L202 183H201V185L203 186H201L200 185ZM227 181V180H226ZM231 180H229V182H230ZM22 182V184H20L19 185V183H21ZM54 182H56V183H54ZM118 182H120L121 184H123V185H121V186H124V188L123 189H125V192H123L124 190H122V187L120 186V188H119V186H117L118 185ZM136 182V183H135ZM138 182L140 183V184H138ZM167 182L169 183V184H167ZM178 184L177 186L175 185L176 183ZM184 182H182L183 184H184ZM188 182H190V183H188ZM192 182H195V185H197L198 184V186L200 185L202 188H200V189H203L202 191L198 188V186H196V187H193L194 186V184H193V186H192ZM211 182H212V180H211ZM219 182V183H218ZM238 182V181H237ZM248 182H250V183H248ZM9 183H11V184H9ZM34 183H36V184H34ZM101 183H102V185H101ZM104 183H107V184H104ZM127 185H126V184ZM134 183V184H133ZM221 183V184H220ZM228 183V181L226 182V184ZM235 183H236V181H235ZM32 184H34V185H32ZM153 184H156V186L154 187L153 186ZM162 184V185H161ZM171 184V185H170ZM190 184V185H189ZM207 184H209V185H207ZM219 184H220V186H219ZM249 184L251 185L250 187H249ZM5 185V186H4ZM6 185H7V187H6ZM10 185H12V187L10 186ZM59 185V184H58ZM106 186V187H103V186ZM130 185V186H129ZM158 185H160V187L158 186ZM175 187H174V186ZM187 185H189L188 187H185V186H187ZM2 186H4V187H2ZM9 186V187H8ZM16 186V187H15ZM29 186V187H28ZM33 186V188H31ZM125 186H129L128 188V193H130V191L133 193V196H134V198H136L137 196L136 195H138V197L139 198H136L140 203V205L142 206L143 205V200H144V198L146 199V200H148V206L150 205V207H147V208H144L142 211H144V212H142L141 214H140V217H139V214H137V213H135V212H132L133 210H132V208H130L129 207V205L127 204V203H125V199L123 198V196H120V195H122V194H120L119 195V192L120 193H123V194H128L127 193V191H126V187ZM152 186H153V188H152ZM168 186V187H167ZM180 186V187H179ZM193 187V189L195 190V189H198L199 190V192H201V194L199 193L198 194V196H197V191L198 190H196L195 192H193L194 190H192V188L191 187ZM199 186V187H200ZM5 187L7 188V190H9V191H7L6 189H5ZM35 187V188H34ZM37 187V188H36ZM43 187V189L41 190V188ZM81 188H82V186H80ZM101 187V188H100ZM109 187H110V185H109ZM116 187V188H115ZM162 187V188H161ZM177 187V189H175ZM237 187V186H236ZM85 188V187H84ZM102 190H100V189ZM102 188H106V189H104V191H103V189ZM151 188V189H150ZM154 188H155V190H154ZM159 188V189H158ZM185 188H187L186 190H184ZM191 189V190H189V189ZM209 188H211V189H209ZM15 189H16V191H15ZM33 189H34V191H33ZM35 189H36V191H35ZM37 189L39 190V191H37ZM112 191H111V190ZM121 189V190H120ZM136 189V191H138V192H134V190ZM154 191H153V190ZM160 189H164V190H166V191H170V192H172L171 193V196L169 197L170 199H169V201L170 200H174L173 202H171L172 204H173V206L174 207H176L177 209L178 208H180L181 210H182V207L183 206H187V209H185V210H182L183 211V213L185 212L186 213V215H185V219H183V223H185L184 225H183V223H181L182 221L179 219V220H177L176 218V220L177 221H179V225H180V223H181V226L183 225L184 227H181L180 226V228L182 229H184L185 230V232H183V234H179V232H181V231H179L178 232V236L179 237H176V234H177V229H180V228H178L179 227V225L178 224H176L175 225V223H173L174 225L173 226H171V227H177V229H175V233H174V231H173V234H171L170 232H167V231H169V230H167L166 231V229H168L167 228V226L168 225H170V222L169 221H167V218H166V220L163 218V217H167L168 215H167V213H165L166 212V210H167V208L168 207H171V203L169 204V202H168V199L166 198V196H164V194H162V192H160L159 190ZM179 189H180V191H179ZM183 189V191L181 192V190ZM204 189H205V191H204ZM4 190L6 191V193L4 192ZM41 190V191H40ZM97 190H100L101 192H97ZM143 190V191H142ZM187 190H189L188 192L189 193H193V194H188L189 195V197H190V195H192V198L191 199H189V201H188V196H187V194L186 193H188V192H186ZM21 191V192H20ZM24 191H27L26 192V195H25V193H24ZM43 191H44V194H43ZM56 191V192H55ZM89 191V192H88ZM110 191L112 192V194L110 193ZM122 191V192H121ZM147 192V193H145V192ZM176 191V192H175ZM181 192L180 193V195H179V192ZM204 191V192H203ZM207 191V192H206ZM9 192V193H8ZM35 192V193H34ZM38 192V193H37ZM42 192V193H41ZM51 192V193H50ZM89 193L88 195H86V196H84L86 193ZM90 192L92 193L91 195H90ZM93 192H94V194H93ZM148 192H150L151 193V195L150 194H148ZM156 192H158L157 193V197H156V195H155V193ZM164 192V191H163ZM175 192V193H174ZM221 192V193H220ZM2 193V194H3ZM22 193V196L20 195V194ZM47 193V194H46ZM50 194V196H49V194ZM110 193V194H109ZM116 193V192H115ZM114 193V194H115ZM144 193V195H142ZM178 193V194H177ZM184 193V194H183ZM194 193H195V196H197V198L195 199V196L193 197V195H194ZM203 193V194H202ZM205 193V194H204ZM1 194V195H2ZM24 194V195H23ZM29 194L31 195V198H32V201H31V204H30V202H28L31 198H30V196H29ZM37 194H39L38 196H37ZM41 194V195H40ZM56 194H57V196H56ZM100 194V195H99ZM101 194H102V196H101ZM140 194V195H139ZM147 194V195H146ZM160 196H159V195ZM29 196V197H26L25 198V196ZM33 195V196H32ZM35 195V196H34ZM44 195H45V199H44ZM54 195H55V197H54ZM81 195V196H80ZM83 195V196H82ZM97 195V196H96ZM110 195H112V196H110ZM172 195H175V196H173L174 197V199H171V197H172ZM176 195H178L179 197L181 196L182 198L180 199L179 197H177ZM224 195H226V196H224ZM228 195V196H227ZM12 196V197H11ZM14 196H19V197H14ZM48 196V197H47ZM52 196H53V198H52ZM80 196V197H79ZM148 196H150V199H148L149 197ZM186 196H187V199H186ZM37 198V199H39V202L38 201H35V198ZM43 199H42V198ZM82 197V198H81ZM85 197H87L88 199H86ZM91 197H94V198H91ZM102 197V198H101ZM143 197V198H142ZM168 197V196H167ZM172 197V198H173ZM13 198V199H12ZM22 198H23V200H22ZM25 198V199H24ZM33 198H34V201H33ZM40 198H41V200H40ZM84 198V200H81V202H80V199H83ZM161 198V199H160ZM165 198V199H164ZM179 198V199H178ZM183 198H184V200H183ZM28 199V200H27ZM59 199V198H58ZM86 199V200H85ZM98 198H97V200L96 201H98L99 200ZM142 199V200H141ZM153 199V200H152ZM163 199V200H162ZM195 199V200H194ZM198 199V200H197ZM26 200V201H25ZM116 200H118V201H121L120 203H118V201H116ZM183 200V201H182ZM25 201V202H24ZM95 201V202H96ZM100 201V200H99ZM98 201V203L96 202L95 204H94V207L93 208H98V207H100V206H102L103 207V205L104 204H102V202L104 201V200H101L100 202ZM124 201V202H123ZM159 201V202H158ZM162 201L164 202V203H162ZM167 201V202H166ZM175 201H177V202H175ZM180 201V202H179ZM189 203V205H188V203ZM37 202V203H36ZM41 202H43L42 204H41ZM87 204H86V203ZM181 202H183L182 204H184V205H182L181 204ZM38 203H40V204H38ZM124 205V207H127V205H128V210L126 209V208H124V207H121V209H122V211H119V207L122 205V204ZM155 203H156V205H155ZM159 203V204H158ZM168 203V204H167ZM30 204V205H29ZM100 204H102V205H100ZM127 204V205H126ZM154 204V205H153ZM162 204V205H161ZM164 204V205H163ZM36 205H37V207H36ZM51 205H52V207H51ZM86 205H87V207H86ZM96 205H99V206H97V207H95ZM158 205H159V207L160 208H156V207H158ZM170 205V206H169ZM178 205H182V206H178ZM25 206V207H24ZM34 206L38 209V210H36L38 213L37 214H35V212H32V210L34 209ZM81 206V207H82ZM156 206V207H155ZM162 206H165V207H162ZM29 207H31V208H29ZM33 207V208H32ZM39 207L41 208L40 210H39ZM101 207V208H102ZM44 208V209H43ZM52 208V209H51ZM92 208V206L90 207V209ZM92 208V209H93ZM104 208V207H103ZM151 208H155V209H158V210H155V209H152V211H151ZM186 208V207H185ZM30 209V210H29ZM120 209V210H121ZM130 209V210H129ZM148 209V210H147ZM163 209H164V211H163ZM22 210V209H21ZM20 210V211H21ZM107 210V209H106ZM126 210V211H125ZM154 210V211H153ZM40 211V212H39ZM131 213H130V212ZM146 211H148V212H146ZM149 211H151V213H149ZM66 212H67V214H66ZM70 212H71V214H70ZM101 212H105V208L102 210L101 209ZM122 212H123V214H122ZM152 212H153V214H155L156 215V220H160V218L162 219H164L163 221H166V223H165V225H164V227L165 228H163V221L160 223V221L158 222L157 221V223L159 224V229H157L158 228V224L155 222V219L153 218V215H152V217L150 216L151 214H152ZM154 212H156V213H154ZM160 212V213H159ZM9 213V215H7ZM25 213V214H24ZM33 213L35 214V215H33ZM39 213H41L40 215L42 216V218L40 217V215H39ZM76 213V212H75ZM133 213V214H132ZM149 213V214H148ZM164 215H163V214ZM64 214H66V215H68V218H67V216L66 215H64ZM159 214H161V215H159ZM9 216V220H7L8 218H7V216ZM15 215H18V216H15ZM20 215H22V218H20L19 216ZM28 215V216H27ZM29 215H32L33 217V219H31V217L29 216ZM74 215V214H73ZM133 215H135V217H133ZM142 215H144V216H142ZM148 215V216H147ZM157 215H159V217L160 218H158V216ZM167 215V216H166ZM6 216V217H5ZM24 216H25V218H24ZM111 216V218H109ZM148 217V219L151 217V219H149L148 220V225H149V221L151 220V221H153V224H156V225H154L155 226V228H154V226L152 227V225H151V228L153 229H155V230H151L152 232H155V231H158L159 233H156L155 232V234L154 235H156L157 236V238H156V236H155V238H154V235L151 233V235H153V238L151 239V238H148V236H150L151 237V235H149V233L151 232H149V230H150V228L148 229V228H146L145 227V223L144 224H142L145 228V232H146V230L148 231V232H146V237H145V239L143 240L144 242H140L141 241V239H143L142 238V236L144 237V233H142L144 230H142L143 229V226L141 225V226H139V223H141V220H142V217H144L143 218V220H145V219H147V217ZM163 216V217H162ZM13 217H19V218H13ZM39 217V218H38ZM65 217V218H64ZM140 219H138V218ZM155 217V216H154ZM188 217V220L186 219ZM35 218H36V220H35ZM68 220H67V219ZM74 218H75V215L73 216V220H74ZM119 218V219H118ZM13 219H15L16 221H18V220H20L21 221V219H22V221H23V223L22 222H20L21 223V225L22 224H24L25 225V227H27V229H25V231L23 232V231H21L22 230V228H21V226H20V224L18 223V222H16L15 220H14V225H13ZM24 219H27L26 221L24 220ZM41 219V220H40ZM42 219H44L43 221H42ZM94 219H91V220H94ZM120 220V222H118V220ZM123 219V220H122ZM6 220V221H5ZM11 220V223H9V221ZM32 222V220H35V221H33L35 224L34 225H37V223L39 224V225H37L38 227H40L39 229L40 230H38V228H36V230H38V231H31V229L32 230H35V229H33L34 227H36V226H31V223L29 222ZM142 220V221H143ZM184 220H185V222H184ZM28 221V222H27ZM82 221H83V223H82ZM88 222L89 221V225H87L86 226V222ZM116 223H115V222ZM137 221H140L139 223L137 222ZM147 220H145L144 222H146ZM150 221V222H151ZM26 222H27V224H26ZM41 222H43V224H41ZM85 222V223H84ZM90 222H93L92 224L90 223ZM169 222V223H168ZM16 223H18V224H16ZM29 223H30V225H29ZM68 223H71V224H69V225H71V227L68 225ZM115 223V224H114ZM135 223H136V225L137 226H139V228L136 226V230H138V231H135V233L138 235H140V234H142V235H136L135 236V234H133L132 232H134V229L135 228H133L132 229V227L134 226L135 227ZM13 225V227L11 226V225ZM33 224V223H32ZM84 224V226H82ZM88 224V223H87ZM91 224V225H90ZM97 224V225H96ZM160 224H161V226H160ZM168 224V225H167ZM16 225V227H14ZM24 225L22 226L23 227V229H24ZM41 225H42V227H41ZM112 225V226H111ZM148 225H147V227H148ZM172 225V224H171ZM19 226V227H18ZM30 226L32 227V228H30ZM82 226V227H81ZM91 226H92V229H91ZM95 226V227H94ZM114 228V232H113V230H112V228ZM117 226V227H116ZM120 226V227H119ZM150 226V225H149ZM157 226V227H156ZM29 227V228H28ZM88 227V228H87ZM106 229H105V228ZM16 228V229H19L20 228V230H14V229ZM76 228H80L81 229V231L79 230V231H77V230H75ZM82 228H85V232L84 231H82V230H84V229H82ZM103 228L105 229V230H107V231H104L103 230ZM111 228V229H110ZM118 228V229H117ZM11 229V231L10 232H12L13 233V235H12V237H14V235H15V233L16 234H18V236H16L15 237V239H18V240H21V241H18V240H15L14 239V241H16V242H20V243H22V242H25L24 240H26V242L25 243H22V244H20V243H18V244H16V242L14 243V241H13V239H12V237H9V236H11V234L9 235V230ZM69 229H71V230H69ZM97 229H98V231H97ZM112 230L111 232H109L108 233V231H110V230ZM117 229V230H116ZM120 229V230H119ZM123 229V230H122ZM140 229L142 230V231H140ZM182 229V231H184ZM8 230V232H6ZM27 230L29 231L28 233H25V232H27ZM73 230H75V231H73ZM126 230V231H125ZM131 230H133V231H131ZM162 230V231H161ZM1 231H3V232H1ZM15 231V232H14ZM21 231V232H20ZM86 231H87V233H86ZM89 231V232H88ZM92 231V232H91ZM97 231V232H96ZM104 231V234L103 235H105L106 234V232H107V235H105V236H101L102 235V232ZM122 231V232H121ZM126 232V235L129 233L130 234V236H131V234H133L132 236H133V238H134V236L135 237H137L138 238V240H136V238H135V241L136 242H133V240H132V238L129 236V234L127 235V236H125L123 233H125ZM129 231V232H128ZM131 231V232H130ZM163 231H165V232H163ZM32 232V233H31ZM33 232H35V233H38V235H35L34 236V234H33ZM43 232V231H42ZM41 232V233H42ZM76 232V233H75ZM82 232H83V234H82ZM96 232V233H95ZM101 234H100V233ZM138 232V233H137ZM141 232V233H140ZM162 232V233H161ZM2 233V234H1ZM20 233V234H19ZM25 233V234H24ZM30 233V234H29ZM88 233H90V235H91V237L89 236V237H86L87 239H89V240H87L84 236H85V234L88 236L89 234ZM100 234V235H98V234ZM110 233L111 234H113V236L112 235H110ZM115 233H117V234H115ZM119 233L120 234H122V235H119ZM164 233V234H163ZM170 234V235H168L167 237H168V241L167 242H169V244L168 243H166V242H164V241H166V240H162V238H161V240L162 241H160L159 243H158V241L160 240V236L158 235V234H162L163 236H164V238L163 239H167V238H165V236L167 235V234ZM22 234H24V235H22ZM27 234V235H26ZM31 234H33V237H31ZM43 234H44V232H43ZM19 235L21 236V237H23V239L21 238V237H19ZM41 235V234H40ZM40 235H39V237H40ZM84 235V236H83ZM94 237H93V236ZM116 235V236H115ZM42 236V235H41ZM96 236V237H95ZM98 236H100V237H98ZM110 236H112V237H110ZM119 236V237H118ZM125 236V237H124ZM159 236V237H158ZM163 236H161V237H163ZM8 237H9V239H11V240H9L8 239ZM32 239H31V238ZM34 237H35V239H34ZM104 238V239H102V240H104V243L108 240V238H110L109 240L110 241H112L111 243L112 244H110V247H109V245H107V243H109V240H108V242H106L105 244L103 243V241L100 239V238ZM108 237V238H107ZM123 237V238H122ZM140 237V238H139ZM125 238V239H124ZM127 238H129V239H127ZM176 238V239H175ZM8 239V240H7ZM28 239H29V242H27L28 241ZM99 239V240H98ZM118 240V243H117V240ZM121 239V240H120ZM130 239L132 240V241H130ZM147 239V240H146ZM149 239H151V240H149ZM155 239V240H154ZM159 239V240H158ZM175 239V240H174ZM31 240V241H30ZM92 242H91V241ZM95 240H98V242H95ZM106 240V241H105ZM116 240V244H114L113 243V241H115ZM120 240V241H119ZM124 240V241H123ZM127 240V242H125ZM140 240V241H139ZM169 240H171V241H169ZM42 241V240H41ZM45 241V240H44ZM100 241H102V242H100ZM153 243H151V242ZM153 241H156V242H153ZM175 241V242H174ZM11 242V243H10ZM33 242L34 243H36V244H33ZM93 242H95V243H93ZM119 242H121V243H119ZM123 242V243H122ZM130 242V243H129ZM165 244H168V245H165ZM171 242V243H170ZM5 243L8 245V246H6L5 245ZM93 243V244H92ZM126 243H129V244H127L126 245ZM137 243H138V245H137ZM140 243V244H139ZM151 243V244H150ZM162 243L166 246H164V245H162ZM174 243V244H173ZM24 244H26V246H28V245H30V246H32L31 248V250L29 251V249L24 245ZM41 244H42V246H41ZM70 244V247H71V243H69ZM91 244V245H90ZM101 244V245H100ZM146 244L144 245L143 244V246H145L146 247ZM150 244V245H149ZM171 244V245H170ZM23 246V248H24V250H23V252L25 251V254L27 255L28 254V256H24L23 254H22V250H21V247ZM34 245H37L38 247H35ZM65 245H66V247H68L69 249H67V251L68 250H70L71 251V248L69 247V245L67 244V243H65ZM93 245V246H92ZM94 245H96L95 247H94ZM104 245V246H103ZM117 245H119V246H117ZM124 246V248L126 247V249L124 250V249H122V247L121 246ZM16 246H18V247H16ZM26 247V249H25V247ZM40 246V247H39ZM52 246H54V245H52ZM52 246H50V247H48V246H46V247H48V248H50V250L51 249H55L56 248V250H57V248H58V250H57V252L59 253V254H61L62 255V253H64L63 254V258H64V260H66L67 259V261H64L63 260V258H57V256L59 255V254H56L55 252H54V254H55V256H56V260H57V262H58V260H59V262L57 263V262H55L54 261V259H55V257H54V259L52 260V259H50V258H48L46 255H47V253L50 251V250H48L47 249V253L45 254V257H43L44 256V254H40L42 257H39V261H41V260H43V259H45V258H48V259H46V260H48V261H51V262H49L50 264H52V263H54V264H64L65 262H66V264H68V262H69V264L71 263V264H73V263H76V264H80L79 262H81V261H83L84 263L86 262V261H84L85 259H84V256H83V254H82V251H77V254H75V250L73 249V248H75L74 247V245H72V253H70V252H67V254H66V251H63V249L65 250V248H63L62 247V245H60L59 247H55V248H51ZM58 246V245H57ZM63 246H64V244H63ZM92 246V247H91ZM133 245L131 244L130 246H129V251L131 252V251H133V248H131ZM159 246V248L160 249H158V248H156V247H158ZM162 246H164V247H162ZM2 247H4V248H2ZM8 249H7V248ZM20 247V248H19ZM44 247V248H43ZM63 249H62V248ZM90 247H91V249L92 250H90ZM110 248V249H108V248ZM118 247H121V249L123 250V251H121V249L120 248H118ZM38 248H41V249H38ZM42 248H43V250H42ZM112 248H114L115 250H113ZM116 248H118L119 250H120V252H121V254L119 253V251L117 252V250L118 249H116ZM144 248V247H143ZM151 248H153V251L152 250H150ZM5 249V250H4ZM6 249L8 250L7 252H6V255H7V257H5L6 255L4 254V252L6 251ZM35 249V250H34ZM62 249V250H61ZM169 249V250H168ZM9 250H12V252H10ZM33 250V251H32ZM37 250H38V253H37ZM55 250V251H56ZM61 250V251H60ZM74 250V251H73ZM110 250H113V251H110ZM135 250H136V248H135ZM157 250V251H156ZM14 251H16V252H14ZM19 251H21V253L19 252ZM51 251H53V250H51ZM129 251L127 252V254L129 255L130 253H129ZM149 251H151V254H150V252ZM60 252H62V253H60ZM91 252H90V254H91ZM105 252V253H104ZM153 252V253H152ZM70 253V254H69ZM80 253V254H79ZM93 253H95V252H93ZM119 253V254H118ZM133 253L134 252H131V254L133 255ZM22 254V255H21ZM48 254H50L51 255V253L49 252ZM74 254V255H73ZM124 254H125V252H124ZM135 254H136V252H135ZM38 255V256H37ZM49 255V256H50ZM70 255V256H69ZM71 255L72 256H76V258L77 259H80L81 258V261L80 260H75V259H70L71 258ZM77 255H81L82 257H80V258H78L79 256H77ZM103 255V256H102ZM113 255V256H112ZM121 255V256H120ZM128 255H126V256H128ZM130 256V257H132L133 258V256ZM154 255V256H153ZM12 256H9V258L10 257H12ZM21 256L22 257H24V258H21ZM52 256H53V253H52ZM52 256H50V257H52ZM65 256L66 257H68L69 256V259L70 260H68V258H65ZM125 256V255H124ZM5 257V258H4ZM2 258V259H1ZM4 258V259H3ZM53 258V257H52ZM83 259V260H82ZM116 260V257H114L113 258V260ZM122 259V258H121ZM124 259V258H123ZM126 259H128V260H130L128 257L127 258H125V260ZM22 260V261H23ZM26 260V261H25ZM46 260H43L42 262H45ZM120 260V259H119ZM119 260H118V262H119ZM48 261H47V264H49L48 263ZM64 261V262H63ZM72 261H73V263H72ZM76 261V262H75ZM42 262H40V264L42 263ZM83 262H81V263H83ZM115 262V261H114ZM117 262V263H118ZM83 263V264H84ZM116 263V264H117ZM119 263H121L122 264V262H119ZM44 264H46V263H44ZM115 264V263H114ZM125 264H127V263H125Z\"/></svg>",
    "mask_w": 264,
    "mask_h": 264
},
{
    "label": "bare ground",
    "instance_id": "6f19581e",
    "mask_svg": "<svg viewBox=\"0 0 264 264\" xmlns=\"http://www.w3.org/2000/svg\"><path fill=\"white\" fill-rule=\"evenodd\" d=\"M4 1H6V0H4ZM255 1H257V2H259V0H225V2H226V8H225V10H224V13H223V15H222V17H219V18H214V19H208V20H205L204 22H203V24H202V28H203V30H206V31H208L209 33H217V34H219V36H220V38H221V40H222V42H223V49H222V51H221V55L219 56V58H218V60L216 61V62H214V63H212V64H210V65H208V66H192V67H189V68H185L184 66H175V65H173V64H164V65H161V67L159 68V70H158V72H157V74H156V76H155V78L152 80V82H151V84L147 87V88H145V89H137V88H135V86H124V87H120V88H117V89H111V90H106L103 94H99V93H96V92H94L88 85H87V83L85 82V81H83L82 79H80L78 76H76L74 73H72L71 71H64V70H62V69H60L57 65H56V63L53 61L54 60V54H53V52L51 51V49H50V47H48V46H46L45 44H44V42H43V48H44V51L43 52H40L39 54H36L35 56H30V57H25V58H33V57H35L36 59L35 60H28V59H26L25 61H21V62H19V63H17V62H15V61H13V62H11V63H5V62H3V61H0V132H2V131H4L3 133H0V138H2L3 136H5L7 133L9 134L8 136V138H7V140H9L10 141V139L12 138V137H14V141L12 142V144H10L9 145V147H12L13 146V149L12 150H14L15 149V146L17 147L16 148V150H21V149H24V152H25V149H29V150H31V152H30V157H31V159H30V157L27 159V162H28V160L30 159V160H32L33 159V162H34V160H40L41 159V156H40V154L41 153H39V151H40V147L38 146V142H37V145L36 144H34L33 143V139L32 138H35V134H38L39 132H37L38 130H40L41 131V129L40 128H43L45 125H47V126H52L53 128H57V130H56V133H55V136L56 137H54V138H56V140L57 141H59V142H61L63 139H65L64 140V146L63 147H61L62 145H61V143L58 145L59 147H58V149H60V153H62L61 152V149H64V148H66L67 150V152H65V151H63V153H65V154H67V159L69 160V163H68V165L66 166L65 165V163H64V159H66L65 157V154H64V156H63V154H61L62 156H60L61 158H64L61 162H57V163H60L61 165H62V163H64V165L66 166V168H65V166H64V169H66L65 170V172L64 173H62L63 175H64V177H63V179L61 178V179H59L58 181H59V185L57 184V185H53V187L48 183V181H44L43 179L41 180V179H39V181L41 180V182H39V183H43V186H44V189H43V187L41 188V190L43 189L44 191H46V192H48V190H50L51 189V191L53 190V188H58V189H56V191H58L59 190V192H56V193H58V196H57V194H56V196L57 197H55V195H54V199H52V200H46L47 202L46 203H48V205L49 204H51V202L53 203V205H54V207H53V209L51 210V211H49L47 208H46V210L44 209V211H42V210H40L41 208L39 207V210L41 211V213L43 214V217H44V219L46 220V221H43L44 219H42V221L43 222H45V224H47V225H45V227L46 228H44L45 229V231L41 228V230L39 229L40 227H38L37 225H39L38 223H37V225H34L35 223L33 222V221H35L36 220V218H35V220H32V222H30L29 220V222L31 223V226H36V227H34L33 229H35V230H32L31 229V231H38V230H40V234L42 235H40V237H39V235H38V233H35V232H33V234H34V236L35 235H38V236H36V238L38 237V239H35V237H34V239H35V242H37L39 245H40V243L41 242H43L42 244H45V248H47L48 250H50V248H48V247H50V246H52V245H54V246H52L51 248H55V247H59L60 245H62V247L63 248H65L66 247V245H65V243H67L68 245H69V247H70V244L69 243H71V251L70 250H68L67 251V249H69L68 247H66L65 248V250L63 249V251H66V254H67V252H70V253H72V245H74V247L75 248H73L74 250V252H75V254H77V251H82V254H83V256H84V261H86L85 263L83 262V261H81V258L80 257H82L81 255H77V256H79L78 258H80V259H77L76 258V256L74 257V256H72L71 255V258L70 259H77V260H80L81 262H83L84 264H116L117 262H118V260H119V262H122V264H125V263H129V262H131L132 260L131 259H133L134 260V258H136V257H139V255L141 254H143V256L145 255V250H147V248H150V244L152 243L151 241V239L153 238V235L155 234V232L156 233H159L158 231H155V232H152L153 230H155L154 228H155V226L154 225H156V224H153V221H151L152 219H151V217H152V215H153V218L155 219V222L157 223V221L158 220H156L157 218H156V215L155 214H153V212H152V214L150 215L151 217L149 218V219H151L150 221H149V225H148V215L146 216L147 217V219H145V220H147L146 222H144L145 220H143V218L144 217H142V220H141V223H139L140 221H137L138 223H139V226H141L142 224H144L145 225V227L146 228H150V230H149V235H151V233L153 234V235H151V237L150 236H148V238H151V239H149V240H151L150 242V246H148V244H146V243H148V241L147 242H144L143 240L145 239V237H146V232H148L147 230H146V232H145V227L143 226V229L142 230H144L142 233H144L143 235H144V237L142 236V238L143 239H141V241L140 242H144V243H142V246H141V244H140V246H138V247H134V245H136V243L135 244H133L132 242L130 243V245L132 244L133 246L131 247V248H133V251H131V252H134L133 253V255L131 254V252L129 251V246H127L128 247V251H129V255L131 256H133V258L132 257H130L128 254H127V252L126 251H124L125 252V254H124V252H123V254H121V252H120V250L118 249V248H120L121 249V247H122V249H126V247L124 248V246L122 245L121 247H118V248H116V249H118L117 250V252L119 251V253L122 255H120L121 256V258H118L117 256V253L115 252V251H113V250H115L114 248H112L113 250H110V251H113V254L115 255V256H113V258L114 257H116V260L114 259L113 260V258H110L111 256V254H112V252H111V254H107V256H103V257H100L99 255H100V253L98 254V252H101L100 250H97L96 251V249L93 251L92 249L96 246V245H94V247L91 249V247L93 246H91L90 247V250H92V252H91V254H90V252H89V250H87V253H86V249H89L88 247L86 248V246H88V244L87 245H85V247H84V241H85V243H88L83 237H82V235H80V237H82V239L84 240L83 241V243H82V239H80V237H79V239L78 238H76V235H74V233L73 232H68V231H66V229H65V227H66V224L65 225H63V223L62 222H64V220L65 219H63V220H61V217H63V215H62V213L64 212L65 213V211L66 210H68V213H69V210L70 211H72L73 210V214L75 215V218H74V220H73V214L72 215H69V217L71 216L72 217V221H73V226H74V224H75V221H76V223L77 224H80V221L81 220H83V219H87V220H89L90 219V221H95V219H99L98 221H100V223L102 222V224H99L97 221H95V222H97L100 226H99V229L100 228H102V226L101 225H106V227L108 228V224H106L107 222V219H104L105 217H108L107 215L108 214H110V215H112V217H114V218H112V219H110V220H115V218H116V215H121V213L119 214H117V210L118 209H116L115 208V206L117 207V205H115V203H114V201L113 200H115L114 198H113V200H111L112 198L110 197L109 198V195H108V190H106V191H108V192H106V191H104V189H106V188H102L103 189V191L107 194L106 195V197L105 196H103V198L102 199H99V197H97L100 201L101 200H104L103 202H102V204H104L103 205V207L105 208V212H101V209L103 210L104 208L102 207V206H100V207H98V208H93L94 207V204L97 202L98 203V201H96L97 200V198L95 199V201H93L92 202V205L91 204H89V207H87V205H86V207L87 208H84L82 205H84L83 204V202H81V200H84V198L83 199H80V202H81V204H78L79 202H78V194H82L83 192H85V191H87V189L89 188V189H91L92 191H95L96 192V190H93L92 189V187H94V185H93V183H94V181L99 177V176H101L102 175V172H103V167H104V165L105 164H107V162L109 163V166H107V168H108V170H104V171H108V172H110V171H112L111 169H109L110 167H115V166H117L118 165V163H120L121 162V160H123L124 159V157L125 158H128L129 159V155H128V153L130 154V152H128L129 151V148L131 149V145H132V143H137V141H140V142H142V140L145 138V136H146V134H147V136H149V138L151 137L150 135H153V133H156V134H158V135H156V138H158L159 140H160V136L159 135H161V137L163 138V136H164V134L167 132V131H170V130H172L171 131V133L170 132H167V133H170L171 134V137H172V134H173V131H174V126H176L178 123L177 122H175V123H177L176 125L174 124H172V123H170L169 121H173V119H171V118H174V121L176 120V118L172 115V112H174L175 110H177V114L178 115H182L183 113H182V111L183 110H181L180 108H178V106H179V104H186L187 106H188V104L189 103H191L192 102V99H194V97L195 96H198V95H201V94H203V92H204V90H205V86H207V84L209 83V82H211L212 80H214V79H218L219 77H221L222 75H224V73H226V71H228V70H230V67H232L233 66V64L235 63V62H237L238 61V59L240 60V54L242 53V52H244V44L246 43V42H249L250 40L252 41V39L254 38H252L251 39V33H252V26L254 25V26H256V24L254 23L255 22V20L257 19L256 17V19L254 20V18L252 19V17H253V14L254 13H256V12H252L253 14H250V10H249V8H248V6H249V3L251 4V2H253L252 3V6H254L253 4L254 3H256L257 4V2H255ZM43 2H44V0H43ZM46 3V5H43V3L42 2H36L37 3V5H36V7H35V9H37L38 7H41V6H46V7H49V8H51L55 13H56V24L58 25V26H60L61 27V29H62V31L65 33V34H67L68 32H70V31H73L74 29H68V28H65L64 27V24L66 23V21H68V20H74L75 22H76V26L78 27V26H81V25H87V24H91V25H93V26H95V25H99V24H102V23H105L107 20H108V18H110V17H116V16H118V15H120V13L123 11V9H124V0H47V1H45ZM263 2H264V0H263ZM260 4H262V1L260 2ZM257 5H259V3L257 4ZM251 7V6H250ZM256 7V6H255ZM260 7H258V8H256V10H258ZM31 9V8H30ZM35 9L33 10V13H34V11H35ZM251 9V8H250ZM253 9V8H252ZM251 9V10H252ZM261 9H262V7H261ZM255 10V11H256ZM253 11V10H252ZM261 11H263V10H261ZM33 13H32V15H33ZM257 14V13H256ZM258 15V14H257ZM263 15V14H262ZM255 16V15H254ZM148 24H149V22L148 21H146L145 22V27H147L148 26ZM253 26V27H254ZM28 27L30 28V26H29V23H28V26H24V28L22 29V30H25L26 31V29H28ZM255 34V33H254ZM253 34V35H254ZM23 36H24V34H23ZM2 36H0V38H1ZM26 39H32L31 38V36L29 35L28 36V38H26ZM256 39V38H255ZM4 40V39H3ZM42 40V39H41ZM254 40V39H253ZM256 41V40H255ZM254 41V42H255ZM258 41H256V43H257ZM252 43V42H251ZM248 45H249V43H248ZM252 45H254V46H256L255 44H252ZM253 46V47H254ZM247 47V46H246ZM250 47H252L251 45H250ZM16 48V47H15ZM15 48H12V49H15ZM256 47H254L253 49H255ZM246 49H249L248 47L246 48ZM252 49V48H251ZM48 50V51H47ZM247 52H248V50H246ZM253 51V50H252ZM251 51V52H252ZM256 51H257V49H256ZM256 51L254 50V52L253 53H256ZM31 52H33V51H31ZM250 53V52H249ZM249 53L248 54H246V56L247 55H249ZM252 53V54H253ZM243 54V53H242ZM252 54H250V55H252ZM27 55V54H26ZM244 55V54H243ZM249 55V56H250ZM255 55L253 54L252 55V57H254ZM242 57V56H241ZM251 57V58H252ZM244 57H242L241 59H243ZM248 58H250V57H248ZM245 60H248L247 58L245 59ZM240 63H243V65H245L246 64V61H244V62H241V60L239 61ZM238 63V62H237ZM236 64V63H235ZM237 65V64H236ZM239 65V64H238ZM240 65H242V64H240ZM240 65H239V67H240ZM238 67V66H237ZM236 67V68H237ZM236 68H234L233 67V71H234V69L236 70ZM242 68V67H241ZM239 69V68H238ZM237 69V70H238ZM240 70V69H239ZM230 72V71H229ZM235 72V71H234ZM240 72V71H239ZM242 72V71H241ZM238 73V72H237ZM167 74H169L170 76H171V84H172V90L171 91H173L168 97L169 98H167V101H165V103H162V106H165L164 107V109H162V108H160V111H161V113H158V114H160L159 116L160 117H158L160 120H161V122L162 123H166L165 121H167L168 120V124L170 123V125H168V124H162V123H159L160 125H161V127H159L160 129H157L158 128V126H159V124H154V123H156V122H154L153 124H151L150 122V124L151 125H154L153 127H152V129H147L148 128V124L147 125H145L144 123H145V120L147 121V118L146 119H144L145 117V113H146V111H145V113L142 115V114H138V113H136V114H134V115H136L135 117L136 118H133L132 119V124H131V122H128L127 124L129 125H126V124H124V125H126L125 126V128L127 129L128 128V130L132 127V129H131V131H126V129H124V131L122 130L124 127H122V129L120 130V132L119 131H117L116 130V128H114V127H112V128H107V126H102L103 125V123H102V125H99L98 124V122H97V119H96V123L95 124H97V126H91V124L89 125L88 124V122L90 121V120H92V119H94V118H96V109H94L95 107H97L98 105V102L99 101H101L103 98H105L107 95H109V94H111V93H116V92H119V91H128V90H131L132 92L134 91L135 93H138V95H140V94H145V92L146 93H149V90H152V88H154L158 83H159V81L162 79V77L163 76H167ZM242 74V73H241ZM228 76V75H227ZM223 77H224V79H225V76H222V78H221V80L223 79ZM220 79V78H219ZM220 80V81H221ZM217 81V80H216ZM214 82V83H216V84H218L219 85V83L221 84V82ZM226 81V80H225ZM224 81V82H225ZM210 84V83H209ZM215 84V85H216ZM223 85V87L222 86H220V89H217V92L219 93L220 91H218V90H223V88L224 87H226V89H228L229 87H227L226 85H225V83H222ZM178 85H180L179 87H178ZM213 85V84H212ZM218 85H216V87H218ZM225 85V86H224ZM208 86H211V85H208ZM215 87V86H214ZM215 87V88H216ZM219 88V87H218ZM262 88H264V84H263V86H262ZM212 89V88H211ZM210 89V90H211ZM225 89V88H224ZM229 90V89H228ZM130 91V92H131ZM207 91V90H206ZM226 93H225V92ZM224 91H222L223 92V94L225 93V94H229V92H227L226 90H224ZM230 91V90H229ZM213 92H214V90H213ZM204 93H206V92H204ZM255 93H256V91H255ZM254 93V94H255ZM258 93H259V91H258ZM262 93V92H261ZM208 94V93H207ZM213 93H210L209 95H212ZM214 94H216V92L214 93ZM222 94V95H223ZM242 94V93H241ZM263 94V96H264V93H262ZM136 95V94H135ZM205 96H206V94H204ZM209 95L207 96V98H205V99H208L209 98ZM230 95V94H229ZM228 95V96H229ZM235 95H237V94H235ZM202 96V95H201ZM204 96V97H205ZM213 96V95H212ZM212 96H210V100H211V97ZM226 96L227 95H225V98H226ZM255 96V95H254ZM259 96V95H258ZM262 96V97H263ZM203 97V96H202ZM201 97V98H202ZM203 97V98H204ZM233 97H235V96H233ZM240 97V96H239ZM252 97H253V94H252ZM200 98V96H199V99H201ZM215 98H221V92H220V96H216V97H214L213 98V100H211V101H213V102H211V101H208V102H210L209 104L211 105V103H214L215 102ZM228 99H229V97H228ZM196 100H198V99H196ZM195 100V101H196ZM220 100V99H219ZM222 100H227V98L226 99H224V96H223V99ZM221 100V101H222ZM231 100L233 101V99L231 98ZM230 100V101H231ZM247 100V99H246ZM263 100H264V98H263ZM262 100V101H263ZM204 101H206V100H204ZM204 101L202 102V100H200V101H198L197 103H200V105H201V103H203L204 104V108H205V103H204ZM230 101H229V103H230ZM231 101V103H234V102H232ZM244 101V100H243ZM259 101V100H258ZM225 102H227V101H225ZM196 103V102H195ZM197 103H196V105L194 106V107H196L197 106ZM207 103V102H206ZM203 104L201 105V106H203ZM215 104V103H214ZM223 104H226V103H222L221 104V106H219V104H218V107H220V108H222V107H226V106H224ZM239 104H240V102H239ZM207 105H208V103H207ZM209 105V106H210ZM223 105V106H222ZM230 104H228V106H229ZM234 105H235V103L233 104V105H230L229 106V108H231V106H233L234 107ZM255 105V104H254ZM186 106V107H187ZM190 106V105H189ZM201 106H199V108H201ZM248 106V105H247ZM246 106V107H247ZM180 107V106H179ZM185 107V108H186ZM190 107H192V106H190ZM208 107V106H207ZM246 108L245 107V105H243L242 106V108ZM250 107H251V104H250ZM6 108H11V111L8 109V111L11 113V115H10V117H9V115H8V113H6L5 112V110H6ZM166 108V109H165ZM183 108V107H182ZM224 108H222V110L224 109ZM227 108V107H226ZM225 108V109H226ZM229 108H227V109H229ZM239 108V107H238ZM168 110L167 111V113L169 112V114L171 113V115L172 116H170L169 117V115L166 117V112H164V111H162V110ZM193 108H190V109H188L187 108V111L189 112H187L186 110H184L183 112H187L188 114H190L191 115V110H192ZM57 110H60V113H58L59 111H57ZM174 110V111H173ZM178 110H179V112H180V114H179V112H178ZM181 110V111H180ZM194 110V109H193ZM201 110H204V109H200V112H201ZM218 110H221V109H218ZM221 110V112H223ZM234 110V109H233ZM232 110V111H233ZM246 110H248V108L246 109ZM259 110V109H258ZM56 111V113H57V115L55 114V116L53 115V113ZM159 111V110H158ZM199 111V110H198ZM197 111V112H198ZM205 111V110H204ZM235 111V110H234ZM244 111V110H243ZM261 113L264 111V110H259ZM258 111V112H259ZM144 112V111H143ZM150 112H152V110H148V114H150ZM194 112L195 113H197L195 110H194ZM257 112V111H256ZM9 113V114H10ZM63 113V115H61ZM155 113V115H156V112H154ZM162 113H164V116H162L163 114ZM166 113V114H165ZM174 113H176V111L174 112ZM185 113L183 114V116H185ZM193 113V112H192ZM224 113V112H223ZM238 113V112H237ZM247 112H245V114H246ZM250 113H252V111L250 112ZM254 113H255V110H254ZM260 113V114H261ZM147 114V113H146ZM197 114H199V113H197ZM196 114V115H197ZM244 114V113H243ZM62 116V117H60V116ZM142 115V116H141ZM175 115V114H174ZM179 116V117H181V118H183L182 116ZM187 115V114H186ZM195 114H193V116H194ZM223 115V114H222ZM228 115V114H227ZM234 115V114H233ZM233 115H232V119H233ZM258 115V114H257ZM6 116V117H5ZM58 117V119L60 118H62L61 119V122H59V126L58 125H56V123H58V120L56 119V118H53V117ZM147 116V115H146ZM221 116V115H220ZM244 116V115H243ZM247 116V115H246ZM256 118H254L253 117V119L254 120H248L249 119V116H247L248 117V121L247 122H253V121H256L255 119H257L258 117L256 116V113H255V115H254ZM264 116V115H263ZM263 116H260V117H263ZM153 118L151 119V120H154V121H157V122H160V121H158V118L156 117V119H154L155 118V116H152ZM164 117H166V118H164ZM188 115H187V118L186 119H188ZM223 117V116H222ZM230 117V116H229ZM236 118L238 117V116H235ZM246 117V118H247ZM252 117V116H251ZM250 117V118H251ZM185 118H183V119H185ZM189 118H191V117H189ZM228 118V117H227ZM226 118V119H227ZM231 118V117H230ZM230 118L228 119V120H230ZM236 118H234V119H236ZM242 118V117H241ZM245 118V119H246ZM54 119L55 120H57L56 121V123L54 122ZM137 119V120H136ZM142 119H144L143 121H144V123H143V121H142ZM171 119V120H170ZM178 119H179V122H183V120L181 121L180 120V118H178V116H177V120L176 121H178ZM225 119V118H224ZM231 119V120H232ZM238 119V118H237ZM244 119V118H243ZM261 119H264V117L263 118H261ZM260 119V120H261ZM95 120V119H94ZM136 120V121H135ZM188 120H190V119H188ZM219 121H221L220 120V117H219V119H218ZM223 120V119H222ZM231 120H230V122H228V123H231ZM239 120V119H238ZM237 120V121H238ZM259 120V119H258ZM101 121V120H100ZM135 121V122H134ZM173 121V122H174ZM227 120H225V121H223V122H226ZM236 121V120H235ZM241 121V120H240ZM240 121H238V122H240ZM102 122V121H101ZM222 122V121H221ZM234 122V121H233ZM232 122V123H233ZM263 122V121H262ZM55 123V124H54ZM94 123H92V124H94ZM186 123H189L190 124V122H185V125H187L188 126V124H186ZM194 123V122H193ZM231 123V124H232ZM241 123H243V125H244V127H245V129H248V128H246L247 126L245 125V123L243 122V121H241L240 122V124ZM256 123V122H255ZM257 123H259V121L257 122ZM260 123H261V121H260ZM112 124V123H111ZM150 124H149V127H150ZM173 126H172V125ZM225 124V123H224ZM249 124V123H248ZM251 124V123H250ZM249 124V125H250ZM254 124V123H253ZM21 125H24V128H23V126H22V128L23 129H29V135L30 136H24V134H23V132L24 131H22L21 133H19V132H14V130H17V129H19V127L21 126ZM105 125H106V123H105ZM113 125V124H112ZM183 125H184V122H183ZM192 125V124H191ZM226 125H227V123H226ZM229 125V124H228ZM252 125V124H251ZM255 125V124H254ZM253 125V126H254ZM166 126H168V127H166ZM172 127L173 129H170L169 127ZM180 126H182L181 124H180ZM190 126V125H189ZM194 126V125H193ZM192 126V127H193ZM203 126V125H202ZM219 126V125H218ZM241 126H242V124H241ZM258 126L259 125H257V128H258ZM164 127H166V128H169V129H166V132L165 131H163V129H164ZM179 127V126H178ZM183 127V126H182ZM195 127V126H194ZM204 127V126H203ZM222 127H224L225 128V126H222ZM259 127H261L260 128V132H262L263 134L261 135V136H259V137H257L254 141H253V143L255 144V149H256V145H258V143L260 142V140L261 141H263L264 140V123H261L260 124V126ZM21 128V129H22ZM151 128V127H150ZM176 128H177V126H176ZM176 128H175V132H176ZM180 128V127H179ZM178 128V129H179ZM184 129V128H183ZM188 129H191V128H188ZM187 129V130H188ZM251 128L249 127V130H250ZM253 129H256L255 127H253ZM149 130V131H148ZM150 130H152L151 132H153V133H151L150 132ZM160 130V131H159ZM185 130V129H184ZM186 130V131H187ZM241 130H243V129H241ZM259 130V129H258ZM258 130H256V131H258ZM126 131V132H125ZM134 133H133V132ZM179 131H181V130H179ZM224 132H227V130H223ZM223 131H221V132H223ZM232 131V130H231ZM230 131V132H231ZM245 131V130H244ZM253 131V130H252ZM255 131V132H256ZM37 132V133H36ZM130 132H132L133 133V135L131 134H129ZM185 131H183V133H184ZM249 132V131H248ZM27 132L25 131V134H26ZM148 133H151L150 135H148ZM179 133V132H178ZM210 133V132H209ZM232 133H233V131H232ZM250 133H252V132H249V134ZM253 133H254V131H253ZM252 133V134H253ZM20 134H22L21 135V137H20ZM57 134H59V135H57ZM163 134V135H162ZM225 134V133H224ZM234 134H236V133H234ZM242 134H244V133H242ZM245 134H247V133H245ZM251 134V135H252ZM255 134V133H254ZM261 134V133H260ZM144 135V136H143ZM168 135V138L167 139H170L169 137H170V135L169 134H167ZM167 135H165L164 137H167ZM175 135H177V133H175ZM181 135V134H180ZM205 135H206V133H205ZM204 135V136H205ZM209 134H207V136H208ZM211 135H213V134H211ZM210 135V136H211ZM219 135V134H218ZM217 135V136H218ZM221 135V134H220ZM228 135V134H227ZM240 135V134H239ZM251 135H250V137H251ZM257 135V134H256ZM174 136V135H173ZM179 136V135H178ZM215 136V135H214ZM214 136H211V137H208V138H213ZM225 136V135H224ZM223 135H222V137H224ZM230 136V135H229ZM233 136V135H232ZM236 136V135H235ZM238 136V135H237ZM242 136V135H241ZM247 136H248V134H247ZM258 136V135H257ZM58 137V138H57ZM59 137H61V139L59 140ZM153 137H154V135H153ZM220 137V136H219ZM218 137V138H219ZM221 137V138H222ZM234 137V136H233ZM233 137H230V138H232V140H233ZM246 136H244V138H245ZM249 136L246 138V141L248 142L250 139H252V138H250ZM256 137V136H255ZM254 137V138H255ZM36 138L38 139L39 137H37L36 136ZM36 138H35V140H36ZM146 138H148V137H146ZM145 138V139H146ZM148 138V140H150ZM155 138V137H154ZM174 138L176 139V137L174 136ZM181 138V137H180ZM182 138H183V136H182ZM215 138V137H214ZM213 138V140H211L210 142H218L219 140L221 141L222 139L220 138L218 141H215V139ZM229 138V139H230ZM239 138V137H238ZM248 138H250L249 140H247ZM40 139H42V138H39V140ZM44 139V138H43ZM42 139V140H43ZM153 139V138H152ZM151 139V140H152ZM179 139V138H178ZM177 139V140H178ZM184 139V138H183ZM183 139H181V141L183 140ZM205 139V138H204ZM224 139V138H223ZM171 140H172V138H171ZM207 140V139H206ZM227 140V139H226ZM56 141V142H57ZM147 141V140H146ZM155 141H157L156 139H155ZM160 141H166V140H164V138L162 139V140H160ZM168 141H170V140H168ZM239 141H240V139H239ZM238 141V142H239ZM3 142V141H2ZM6 142V141H5ZM4 142V143H5ZM36 142V141H35ZM40 143H42L41 141H39ZM54 144L56 143V142H54V141H52ZM58 142V143H59ZM139 142V143H140ZM143 142H145L144 140H143ZM154 142V141H153ZM167 142V141H166ZM177 142V141H176ZM179 144H180V139H179ZM178 142H177V144H178ZM223 143H226V142H224V141H222ZM242 142V141H241ZM240 142V143H241ZM245 142V141H244ZM243 142V143H244ZM247 142H245L246 144H245V146L243 145V144H241V146L240 145H237V143L235 142V144H233L232 142H231V149L228 151V150H224L225 148H223V147H221V145L219 146V144H217L218 146H216V148H215V146H214V151H212V152H215V150L217 149V150H219V151H222L221 153L222 154H220L219 153V155H220V158H218L219 159V162H218V159H216V163H215V165H216V168L217 169H219V170H221V168L222 167H219L220 165L221 166H223L224 165V167H223V169L225 170V167H228L226 164H227V162H232V164H234V166L237 164L238 165V161L239 162H241L242 161V159L241 158H243V157H245L246 155L248 156V158H249V153L250 152H252L253 151V148H252V151H250L249 153L247 152V151H249L248 149H243L244 147H246V145H247ZM146 143V142H145ZM151 143V142H150ZM157 143V142H156ZM159 143L160 142H158V144L157 145H159ZM170 143H173V141L172 142H170ZM170 143H165L166 145H168L169 144V146H171L170 145ZM175 143V142H174ZM182 143V142H181ZM191 143V142H190ZM221 143V142H220ZM223 143H221V144H223ZM230 143V142H229ZM252 145H253V143L252 142H250ZM249 143V144H250ZM261 143V142H260ZM46 144V143H45ZM143 144V143H142ZM152 144V143H151ZM151 144H148V145H150L151 146ZM153 144H155V143H153ZM152 144V145H153ZM184 144V143H183ZM186 144V143H185ZM205 144H209V143H207V142H205ZM239 144V143H238ZM2 145H3V143H1V140H0V156L2 157L3 155H7L6 157H3L2 159H4V158H6L8 161H10V159H11V157L10 158H8L9 157V155H8V151H6L5 153H7V154H3L2 155V152L3 151H5L6 149H7V147H8V145H7V147H6V149L5 150H2L1 151V149H2ZM141 145V144H140ZM156 145V144H155ZM156 145V146H157ZM175 145H176V143H175ZM181 145V144H180ZM188 145H192V144H189L188 143ZM188 145H186V146H188ZM202 145V144H201ZM213 145V143H211V146ZM227 145H229V144H227ZM226 145V146H227ZM264 145V144H263ZM57 146V145H56ZM133 146V145H132ZM185 146V145H184ZM204 146V145H203ZM207 146V145H206ZM206 146H205V148L204 149H206ZM208 146H210V144L208 145ZM207 146V147H208ZM224 146V145H223ZM242 146H244V147H242ZM248 146V145H247ZM142 147V146H141ZM175 147V146H174ZM189 147V146H188ZM193 147H195V146H192V148ZM197 147H199L200 148V145L199 146H197ZM197 147H195L197 150H198V148ZM228 147V146H227ZM249 147V146H248ZM5 148V147H4ZM41 148H44V147H41ZM110 148H111V150H110ZM156 147H154V149H155ZM176 149L175 150H178L177 149V147H175ZM179 148V147H178ZM209 148V147H208ZM249 148H251V147H249ZM145 149H146V147H145ZM153 149V148H152ZM185 149V148H184ZM189 149V148H188ZM211 149H213V148H211ZM228 149V148H227ZM257 149L260 151V148H258L257 147ZM264 149V148H263ZM262 149V150H263ZM10 150H11V148H10ZM9 150V151H10ZM42 151L43 150H48V149H41ZM54 149H52V151H53ZM96 151V153H93L92 154V152L93 151ZM137 150V149H136ZM142 150H144V149H142ZM174 150V149H173ZM174 150V151H175ZM202 150H203V148H202ZM257 150V151H258ZM262 150L260 151L261 153H262ZM28 151V150H27ZM51 152V150H48V152ZM55 151V150H54ZM94 151V152H95ZM140 152H141V150H139ZM149 151H150V149H149ZM182 151H184L183 149H182ZM187 151V150H186ZM190 151H192V150H189L188 152H190ZM199 151V150H198ZM198 151H196L195 150V152L197 153ZM13 152V151H12ZM12 152H9V153H12ZM20 152H22V150L21 151H18V155H19V153ZM24 152H22V154L24 153ZM46 152V151H45ZM146 152V151H145ZM152 152V151H151ZM212 152H211V155L209 156L210 158L211 157H214L215 155L214 154H212ZM254 152L255 153H257L255 150H254ZM253 152V153H254ZM27 154H28V152H26ZM56 151L54 152V155L55 156H57L56 154H58V153H56ZM132 153H133V151H132ZM172 153H175V152H172ZM208 153H209V151H208ZM253 153H250L251 155L253 154ZM13 154L15 155V152H13ZM43 154V153H42ZM46 154H48L47 152H46ZM46 154H45V156H46ZM51 154H52V152H51ZM90 154H92V155H90ZM143 154V153H142ZM149 155L148 156H146V157H149L150 156V153H148ZM154 154V153H153ZM199 154H200V151H199ZM199 154H197L198 156H196V155H193V154H191V153H188L187 154V156L185 157L186 158V161H185V163L183 164V165H185V169L187 168V169H191V167H194L195 165H198L199 164V166H198V168L200 167V165L202 164L201 162L203 161L204 163H203V165L204 164H206V165H209V166H213L214 165V163L213 162H215L214 161V159H215V157H218L217 155L212 159L213 161H208V160H210L207 156H206V158H208V159H206L205 157H203L202 156V154H201V157H200V155ZM205 154V153H204ZM210 154V153H209ZM217 154H218V152H217ZM263 154V155H262ZM262 154H260L259 153V155H260V160H261V163H262V160H263V156H264V152L262 153ZM10 155H12V154H10ZM18 155H16V156H13V157H16V158H14V159H16V160H18L19 158V156ZM21 155V154H20ZM26 155V154H25ZM53 155V156H54ZM60 155V154H59ZM68 155L69 156H71V159H69L68 158ZM126 155H128L127 157H126ZM173 155V154H172ZM175 156H177V154H174ZM180 155V154H179ZM212 155H214V156H212ZM257 155V154H256ZM23 156H24V154H23ZM27 156H29V155H27ZM40 156V157H39ZM45 156H44V158H45ZM134 156H135V154H134ZM143 156V155H142ZM151 156H152V154H151ZM174 156V157H175ZM183 156V155H182ZM242 156V157H241ZM247 156L245 157V158H247ZM262 156V157H261ZM22 157V156H21ZM48 157H50V154H49V156ZM58 157V156H57ZM56 157V158H57ZM144 157V156H143ZM145 157V158H146ZM153 157V156H152ZM152 157H150L151 159H152ZM252 157H253V155H252ZM257 157V156H256ZM25 158V157H24ZM23 157L21 158V159H24ZM43 158V159H44ZM55 158V157H54ZM134 158V157H133ZM144 158V159H145ZM150 158L148 159L149 161H150ZM156 158V157H155ZM173 158V157H172ZM254 158V157H253ZM258 158H259V156H258ZM257 158V159H258ZM13 159V158H12ZM26 159V158H25ZM43 159H42V161H43ZM52 159V158H51ZM59 159V157L57 158V159H54V160H51V161H55V160H58ZM65 160V162L66 161H68V160ZM182 159H184V158H182ZM257 159H256V164L255 165H259L260 163H257V162H260L259 161V159H258V161H257ZM6 160V161H7ZM15 160V164H16V166H19L18 165V162H19V164H20V166L23 168V163H22V161H20V160H18V161H16ZM44 160H46V159H44ZM70 160H72V162H70ZM127 160V159H126ZM133 160V159H132ZM135 160V159H134ZM143 160V159H142ZM25 161V160H24ZM51 161H48L47 160V162H45L46 164L47 163H49V162H51ZM145 162H143L144 163V167H147V169H145L144 167V169L145 170H147V171H149V164L148 163H150L149 161H147V165H146V160H144ZM155 161L156 160H154V164H156L157 163V161H158V159H157V161H156V163H155ZM160 161V160H159ZM244 161H247V159L246 160H244ZM244 161H242L243 163H244ZM0 162H1V160H0ZM14 162V160L12 161H10V162H8V163H10V165H8L6 162H5V159H4V163L5 164H7L9 167H11V168H13V169H15L14 168V166L12 167V165H15V164H11V163H13ZM22 164H21V163ZM33 162H32V164H33ZM55 162V163H56ZM126 162V161H125ZM141 162V161H140ZM152 162L150 163V164H152ZM213 163V165H212V163ZM221 162V164H219ZM35 164L34 165H36V162H34ZM38 163H40V162H38L37 161V164ZM52 163V162H51ZM142 163V164H143ZM177 162H175V164H176ZM180 163V162H179ZM201 163V164H200ZM219 165H218V164ZM25 164V163H24ZM28 165H29V163H27ZM44 164V163H43ZM67 164V163H66ZM136 165L138 164L137 162L135 163ZM160 164V163H159ZM159 164H158V170H160V167H159ZM172 164V163H171ZM170 164V165H171ZM174 164V166L176 167V165H178V164H176L175 165ZM242 164V163H241ZM245 164V163H244ZM244 164H242V165H244ZM27 165V167H25V168H27L28 170H29V166ZM33 165V169L32 168H30V170L32 169L33 170V172L35 171V172H37V174H38V177H39V175H40V177H42L43 176V174L45 175V176H47V177H54V176H57L58 174L57 173H55L54 171V173H50V174H47L48 172H46L45 170H46V168H45V170L44 169H42V168H40V169H42V170H44V173H43V171H42V175H41V170L39 169V166L40 165H42V162L39 164V166L38 165H36V166H34ZM126 165V164H125ZM132 165V164H131ZM133 165H134V163H133ZM162 165H164V164H162ZM206 165H204L203 167L204 168H202L203 170L204 169H208V171H209V173H210V167L208 168V166H206ZM226 165V166H225ZM237 165H236V167H237ZM2 166H4L3 164H2ZM2 166H0V169L2 168ZM46 166V165H45ZM49 166V165H48ZM54 166H56V165H54ZM59 167H60V165H58ZM57 166V167H58ZM139 166H141L140 164H139ZM155 166V165H154ZM153 166V167H154ZM179 166V165H178ZM230 166V165H229ZM232 166V165H231ZM231 166H230V168L228 167V169L230 170L231 169ZM234 166H232V167H234ZM239 166V165H238ZM246 166V165H245ZM5 167H6V165H5ZM21 167H20V169H21ZM41 167V166H40ZM51 167L52 166H50V169H51ZM56 167V168H57ZM62 167V166H61ZM60 167V168H61ZM167 167V166H166ZM236 167H234V170H235V172H236ZM242 167V166H241ZM250 167V166H249ZM256 167V166H255ZM4 168V167H3ZM2 168V169H3ZM10 168V170H12ZM19 168V167H18ZM44 168V167H43ZM48 168V167H47ZM55 168V167H54ZM53 168V169H54ZM105 168V167H104ZM119 168V167H118ZM137 167H135L134 166V169H136ZM163 168H164V166H163ZM178 168V167H177ZM239 168V167H238ZM243 168H246V167H244L243 166ZM250 168H252V169H255L254 168V166L253 167H250ZM257 168V167H256ZM5 169V168H4ZM7 169L9 170V168L7 167ZM77 169H80L81 171L80 172H82L81 174H79L80 172H79V170L78 171H76ZM124 169V168H123ZM132 169V168H131ZM131 169H130V171H131ZM141 169V168H140ZM140 169H136V170H140ZM144 169H142L143 171H144ZM151 169V168H150ZM168 168H165V170H167ZM182 169V168H181ZM185 169H183V170H185ZM197 169V168H196ZM195 169V171H198L199 172V170H196ZM200 169V168H199ZM233 169V168H232ZM248 169V168H247ZM246 169V170H247ZM6 171L7 173H5V174H8V172L10 171ZM30 170H29V173H31L30 172ZM55 170V169H54ZM57 170V169H56ZM63 170V169H62ZM61 169H59V174L61 173L60 171H62ZM119 170V169H118ZM127 170V169H126ZM154 170V169H153ZM157 170V167H156V169H155V171ZM157 170V171H158ZM164 170V169H163ZM165 170H164V172H165ZM183 170H182V172H183ZM221 170L222 172H220V173H224V174H222V175H225V174H228V175H226V176H223L224 177V179L222 178V177H215V174L214 173H216V172H214L213 174H212V176H213V179H210V181L208 182V183H213V180L215 181V179L214 178H218V180L221 178V180H223L222 182L224 183V180L226 179L227 181H228V183L226 184V180H225V184H221V185H223L221 188V191H223V193H225V194H229V195H232V196H229V198H231V197H233L234 198V196L236 195H234V193L238 190V188H240V184H238V183H240L242 180L241 179H239V180H237L236 178V175L234 174L235 172H232V171H227V170ZM233 170V171H234ZM256 170V169H255ZM255 170H253V172H255ZM12 171H14V170H12ZM11 171V173H12V175H14V178H15V174L16 173H18V176H16V177H18V178H16V179H14L16 182H14L13 181V179H11V181H13L14 183H12V184H15L16 186H18V179H19V181H21L20 179H21V175H25L24 174V172H26V169L24 170H20V172L22 173H19V171L18 172H12ZM24 171V172H23ZM40 171V172H39ZM64 171V170H63ZM62 171V172H63ZM122 171V170H121ZM124 171V170H123ZM156 171V172H157ZM169 171V170H168ZM173 171H174V169H173ZM177 171V170H176ZM180 171V170H179ZM201 171V170H200ZM204 171H207V170H204ZM202 172V173H204V175H210V174H208L207 172ZM211 171H214L213 169L211 170ZM224 171V172H223ZM238 172L240 171L241 172V170H237ZM243 171V170H242ZM245 171V170H244ZM32 172V173H33ZM34 172V175L36 174ZM45 172H46V174H45ZM75 172V173H74ZM77 172V173H76ZM79 172V173H78ZM107 172V173H108ZM114 172V171H113ZM112 172V173H113ZM118 172V171H117ZM134 172H136V171H134ZM140 172V171H139ZM153 173V172H149V173H147L143 178H146L145 180H144V182H143V185L142 186H137V189H139V191H140V187H145L146 189L147 188H149L150 186H151V183H161V182H163V185H164V183L166 182V176L168 175L167 174V171H166V173L165 174H167V175H165L163 172L162 173H160V171L159 172H157V173ZM227 172V173H226ZM257 172V171H256ZM4 173V172H3ZM11 173H9V174H11ZM14 173V174H13ZM74 173V174H73ZM105 173V172H104ZM104 174V176H106L107 177V175L109 174ZM125 173L126 174H129V173H127L126 171H125ZM124 173V174H125ZM160 173V174H159ZM170 173V172H169ZM172 173V172H171ZM179 173H181V172H179ZM201 173V172H200ZM207 173V174H206ZM244 173V172H243ZM245 173H247V172H245ZM251 173H252V170H251ZM20 174V175H19ZM72 174V175H71ZM117 174V173H116ZM115 174V175H116ZM118 174H121V172L119 173L118 172ZM174 174V173H173ZM176 174H177V172H176ZM217 174V173H216ZM237 174V173H236ZM1 175H2V173H1ZM32 175V174H31ZM62 175V176H63ZM122 175H123V173H122ZM178 175H180V174H178ZM184 175V174H183ZM193 175V178L191 177ZM195 174H189L188 176L190 177V179L192 178V180L194 179V177H195V179L193 180V181H197L198 179H199V177H201V175H196V176H194ZM203 175V176H204ZM222 175H220V176H222ZM229 175H230V177H229ZM246 174H244V176H245ZM255 175V174H254ZM10 176V175H9ZM9 176H7V177H9ZM26 176V175H25ZM25 176H24V178H25ZM29 176H30V174H29ZM37 176V175H36ZM36 176H34V177H36ZM44 176V177H45ZM111 176H112V174H111ZM125 176V175H124ZM127 176V175H126ZM125 176V178L123 179V177H121V175H120V177H121V181H122V179L123 180H128L129 178H127ZM143 176V175H142ZM170 176V175H169ZM169 176L167 177V178H169ZM174 175H172V177H173ZM181 176V175H180ZM187 175H186V178L188 177ZM211 176V175H210ZM218 176V175H217ZM227 176H228V178H229V180H231L230 182H229V180L227 179ZM248 176H249V174H248ZM23 177V176H22ZM27 177V176H26ZM37 177V178H38ZM39 177V178H40ZM61 177V176H60ZM117 177V176H116ZM118 177H119V175H118ZM176 177V175L173 177V179ZM198 179H197V178ZM206 177V176H205ZM204 177V178H205ZM209 176H207L206 178H208ZM246 177V176H245ZM4 178V180H5V176L3 177ZM23 178V179H24ZM28 178V177H27ZM25 178L27 181H28V179L30 178ZM54 178H56V177H54ZM54 178H52L49 182H52V181H54L55 179ZM59 178V177H58ZM111 178V177H110ZM138 178H140L139 176H138ZM137 178V179H138ZM181 178V177H180ZM185 178V179H186ZM202 178V177H201ZM200 178V179H201ZM231 178V179H230ZM241 178V177H240ZM252 178V177H251ZM250 178V179H251ZM24 179V183H25V180ZM47 179V178H46ZM101 178H99V180H100ZM108 177H107V179H105V180H107L108 181ZM131 179V178H130ZM170 179V178H169ZM168 179V180H169ZM172 179V178H171ZM178 179H179V176H178ZM184 181H185V179L184 178H182ZM252 179H254V178H252ZM251 179V180H252ZM30 180V179H29ZM38 180V179H37ZM126 180V181H127ZM139 180V179H138ZM188 181H189V179H187ZM186 180V181H187ZM208 180V179H207ZM211 180H212V182H211ZM241 180V181H240ZM249 179H247V181H248ZM251 180H249L250 182H251ZM1 181H3V180H1ZM0 181V182H1ZM27 181H26V184H27ZM30 181H34V179L32 180H30ZM101 181V180H100ZM110 181L112 182L113 180L112 179H110ZM118 181H120V178L118 179ZM130 181V180H129ZM140 181V180H139ZM174 181V180H173ZM177 181V180H176ZM184 181H180V184L183 186V188H184V185H185V182ZM202 181L205 183V180H203L202 179ZM235 181H236V183H235ZM238 181V182H237ZM240 181V182H239ZM244 181V180H243ZM256 180H254V182H255ZM5 182V181H4ZM97 182V181H96ZM103 182H104V180H103ZM106 182V181H105ZM114 182H116V181H114ZM169 182V181H168ZM167 182V184H169ZM182 182H184V184L182 183ZM198 182V181H197ZM250 182H248V183H250ZM253 182V181H252ZM252 182H251V184H252ZM2 183V182H1ZM23 183V184H24ZM54 183H56V182H54ZM98 183H99V181H98ZM108 183L109 184H107V183H104V184H107L108 185V187L107 188H111L112 187V190H113V197L115 196V198H116V196H118V195H116L118 192V188L117 189H115V190H117V191H115L114 190V188H113V185L111 186V184H110V182L108 181ZM122 183L124 184V182L122 181ZM136 183V182H135ZM176 183V182H175ZM188 183H190V182H188ZM201 181H200V185H201ZM206 183H207V181H206ZM205 183V184H206ZM219 183V182H218ZM3 184V183H2ZM2 184H0V186L2 185ZM6 184H8V181H7V183ZM9 184H11V183H9ZM20 184H22V182L21 183H19V185ZM22 184V185H23ZM24 185V186H18V187H23L21 190L23 191V190H25L26 188V186L27 185ZM34 184H36V183H34ZM34 184H32V185H34ZM123 184H121L120 182H118V185L117 186H119V188H120V186L121 185H123ZM126 184V183H125ZM128 184V183H127ZM126 184V185H127ZM134 184V183H133ZM138 184H140L139 182H138ZM186 184H187V182H186ZM192 184V186H193V184H194V186L193 187H196V186H198V184L197 185H195V182H192L191 183ZM203 184V183H202ZM205 184H203V185H205ZM220 184H219V186H220ZM101 185H102V183H101ZM106 185V186H107ZM109 185H110V187H109ZM156 186V184H153V186ZM162 185V184H161ZM171 185V184H170ZM176 186L178 185L177 183L175 184ZM190 185V184H189ZM189 185H187V186H185V187H188ZM199 185V186H200ZM207 185H209V184H207ZM214 185H216V188L218 187V185L216 184V181H215V184ZM213 185V186H214ZM5 186V185H4ZM4 186H2V187H4ZM11 187H12V185H10ZM15 186V187H16ZM80 186H82V188L80 187ZM105 185L103 186V187H106ZM130 186V185H129ZM129 186H125L127 189H126V191L129 189L128 187ZM153 186H152V188H153ZM154 186V187H155ZM159 187H160V185H158ZM174 186V185H173ZM198 186V188L200 189V188H202L201 186L199 187ZM212 189H214L213 188V186H212V184L211 185H209ZM237 186V187H236ZM243 186H244V183H243ZM251 185L249 184V187H250ZM6 187H7V185H6ZM5 187V189L7 190V188ZM9 187V186H8ZM29 187V186H28ZM85 187V188H84ZM122 187V190H124L123 192H125V189H123L124 188V186H121ZM168 187V186H167ZM175 187V186H174ZM180 187V186H179ZM191 187V186H190ZM193 187H191L192 188V190H194L193 189ZM206 187V185L204 186V188ZM31 188H33V186L31 187ZM35 188V187H34ZM37 188V187H36ZM95 188V187H94ZM101 188V187H100ZM99 188V189H100ZM116 188V187H115ZM162 188V187H161ZM207 188V187H206ZM205 188V189H206ZM211 188H209V189H211ZM96 189V188H95ZM151 189V188H150ZM159 189V188H158ZM175 189H177V187L175 188ZM187 188H185L184 190H186ZM189 189V188H188ZM205 189H204V191H205ZM237 189V190H236ZM27 190V189H26ZM40 190V191H41ZM101 190V189H100ZM100 190H97V192L99 191V192H101ZM111 190V189H110ZM111 190V191H112ZM121 190V189H120ZM153 190V189H152ZM154 190H155V188H154ZM153 190V191H154ZM178 190V189H177ZM189 190H191V189H189ZM189 190H187L186 192H188ZM191 190V191H192ZM196 190H198V189H195L193 192H195ZM201 191L203 190V189H200ZM207 190V189H206ZM7 191H9V190H7ZM15 191H16V189H15ZM33 191H34V189H33ZM35 191H36V189H35ZM37 191H39L38 189H37ZM44 191H43V194H44ZM110 191V193L112 194V192ZM143 191V190H142ZM160 192H162V194H164V196H166V198L168 199V202H169V204L171 203V202H173L174 200H170L169 201V197L171 196V193L172 192H170V191H166V190H164V189H160L159 190ZM164 191V192H163ZM179 191H180V189H179ZM178 191V192H179ZM183 191V189L181 190V192ZM203 191V192H204ZM207 191H209V190H207ZM206 191V192H207ZM1 192V191H0ZM4 192L6 193V191L4 190ZM21 192V191H20ZM26 192L27 191H24V193H25V195H26ZM89 192V191H88ZM86 193L84 196H86V195H88L89 193ZM116 192V193H115ZM122 192V191H121ZM134 192L136 193V192H138V191H136V189L134 190ZM145 192V191H144ZM176 192V191H175ZM174 192V193H175ZM181 192H179V195H180V193ZM198 193H197V196H198V194L200 193L201 194V192H199V190L197 191ZM3 193V192H2ZM2 193H0V219L4 216V212H6V211H9L10 209V211L11 212H13V215H14V212H16L15 210H18L20 213H18V214H23L22 212H24V211H27L26 210V208L24 209V208H22V206L24 205H22L21 204V202H19V200L21 201V199H18V198H15L16 200H14V202L12 203L11 202V198L9 197L10 195L8 194L7 195V193L6 194H2ZM9 193V192H8ZM35 193V192H34ZM38 193V192H37ZM42 193V192H41ZM51 193V192H50ZM109 193V194H110ZM115 193V194H114ZM127 193H128V191H127ZM145 193H147V192H145ZM157 193L158 192H156L155 193V195H156V197H157ZM221 193V192H220ZM237 193V192H236ZM2 194V195H1ZM20 194V193H19ZM47 194V193H46ZM49 194V193H48ZM92 193L90 192V195H91ZM93 194H94V192H93ZM120 194H122V195H120ZM148 194H150L151 195V193L150 192H148ZM178 194V193H177ZM182 194V193H181ZM184 194V193H183ZM187 194V196H188V201H189V199H191L192 198V195H190V197H189V195L188 194H193V193H186ZM203 194V193H202ZM205 194V193H204ZM21 196H22V193L20 194ZM24 195V194H23ZM39 194H37V196H38ZM41 195V194H40ZM100 195V194H99ZM119 195L120 196H123V198L125 199V203H127L128 205H129V207L130 208H132V212H135V213H137V214H139V217H140V214L142 213V212H144V211H142L144 208H147V207H150V205L148 206V200H146L145 198H144V200H143V205L141 206L139 203V201L136 199V198H139L138 197V195H136L137 197L136 198H134V196H133V193L130 191V193H128V194H123V193H120L119 192ZM140 195V194H139ZM142 195H144V193L142 194ZM147 195V194H146ZM159 195V194H158ZM234 195V196H233ZM29 196H30V198H31V195L29 194ZM28 195L27 196H25V198L26 197H29ZM33 196V195H32ZM35 196V195H34ZM49 196H50V194H49ZM81 196V195H80ZM79 196V197H80ZM83 196V195H82ZM97 196V195H96ZM101 196H102V194H101ZM110 196H112V195H110ZM145 196V195H144ZM160 196V195H159ZM168 196V197H167ZM173 196H175V195H172V197ZM177 197H179L178 195H176ZM182 196V195H181ZM179 197L180 199L182 198V197ZM187 196H186V199H187ZM195 196V193H194V195H193V197ZM197 196H195V199L197 198ZM224 196H226V195H224ZM228 196V195H227ZM12 197V196H11ZM14 197H19V196H14ZM48 197V196H47ZM149 198L148 199H150V196H148ZM171 197V199H174V197L172 198ZM235 197H237V196H235ZM24 198V199H25ZM35 198V197H34ZM34 198H33V201H34ZM38 198V197H37ZM37 198H35V201H38L39 202V199H37ZM42 198V197H41ZM41 198H40V200H41ZM52 198H53V196H52ZM59 198V199H58ZM82 198V197H81ZM86 199H88L87 197H85ZM91 198H94V197H91ZM118 198H119V196H118ZM143 198V197H142ZM178 198V199H179ZM13 199V198H12ZM43 199V198H42ZM44 199H45V195H44ZM85 199V200H86ZM117 199V198H116ZM119 199H122V197L121 198H119ZM161 199V198H160ZM165 199V198H164ZM193 199V198H192ZM194 199V200H195ZM22 200H23V198H22ZM28 200V199H27ZM142 200V199H141ZM153 200V199H152ZM163 200V199H162ZM183 200H184V198H183ZM182 200V201H183ZM198 200V199H197ZM15 201H18L19 202V204L18 203H16V204H18V205H22V206H20L19 207V209L18 208H16V204L14 205V203H15ZM26 201V200H25ZM24 201V202H25ZM31 201H32V198L28 201V202H30V204H31ZM51 201V202H50ZM99 201V202H100ZM116 201H118V200H116ZM78 202V203H77ZM121 201H118V203H120ZM124 202V201H123ZM159 202V201H158ZM167 202V201H166ZM175 202H177V201H175ZM180 202V201H179ZM187 202V201H186ZM37 203V202H36ZM43 202H41V204H42ZM86 203V202H85ZM162 203H164L163 201H162ZM178 203V202H177ZM183 202H181V204H182ZM188 203V202H187ZM29 204V205H30ZM38 204H40V203H38ZM44 204V203H43ZM87 204V203H86ZM99 204V203H98ZM102 204H100V205H102ZM122 204V203H121ZM126 204V205H127ZM159 204V203H158ZM168 204V203H167ZM172 204V203H171ZM179 204V203H178ZM128 205H127V207H124V205L122 204L119 208L121 209V207H124V208H128ZM154 205V204H153ZM155 205H156V203H155ZM162 205V204H161ZM164 205V204H163ZM182 205H184V204H182ZM182 205H178V206H182ZM188 205H189V203H188ZM12 206H14L15 208V210L14 211H12ZM82 206V207H81ZM92 206V208L90 209V207ZM97 206H99V205H96L95 207H97ZM170 206V205H169ZM25 207V206H24ZM36 207H37V205H36ZM35 206H34V209L32 210V212H35L36 210H38L37 208H36ZM51 207H52V205H51ZM102 207V208H101ZM156 207V206H155ZM162 207H165V206H162ZM186 207V208H185ZM29 208H31V207H29ZM33 208V207H32ZM156 208H160L159 207V205H158V207H156ZM181 208V207H180ZM180 208H176V207H174L173 206V204L171 205V207H168L167 208V210H166V212L164 211V209H163V211L165 212V213H167V217H163L165 220H166V218H167V221H169L170 222V225H168L167 226V228L168 229H166V231L167 230H169V231H167V232H170L171 234H173V231H174V233H175V229H177V227H171V226H173L174 224L173 223H175V225L176 224H178L179 223V221H177V220H181L182 222L181 223H183V219H185V215H186V213L184 212L183 213V211L182 210H185V209H187V206L185 205V206H183L182 207V210L180 209ZM22 209V210H21ZM107 209V210H106ZM119 209V211H122V209L120 210ZM152 209H155V208H151V211H152ZM21 210V211H20ZM24 210V211H23ZM30 210V209H29ZM35 210V211H34ZM128 210V209H127ZM130 210V209H129ZM148 210V209H147ZM155 210H158V209H155ZM39 211V212H40ZM126 211V210H125ZM151 211H149V213H151ZM154 211V210H153ZM186 211V210H185ZM76 212V213H75ZM130 212V211H129ZM146 212H148V211H146ZM7 213V212H6ZM38 212L36 211L35 212V214H37ZM41 213H39V215L41 214ZM131 213V212H130ZM148 213V214H149ZM154 213H156V212H154ZM160 213V212H159ZM25 214V213H24ZM27 214H29L28 213V211H27ZM34 213H33V215H35ZM66 214H67V212H66ZM66 214H64V215H66ZM70 214H71V212H70ZM122 214H123V212H122ZM133 214V213H132ZM163 214V213H162ZM7 215H9V213L7 214ZM6 215V216H7ZM68 215H66L67 216V218H68ZM97 215H99V217H97ZM124 215V214H123ZM159 215H161V214H159ZM159 215H157L158 216V218H160L159 217ZM164 215V214H163ZM5 216V217H6ZM15 216H18V215H15ZM28 216V215H27ZM30 217H31V219H33L32 217V215H29ZM58 216H61V217H59L58 218ZM97 217V218H95V217ZM142 216H144V215H142ZM155 216V217H154ZM20 218H22V215H20L19 216ZM19 217H13V218H19ZM40 217L42 218V216L40 215ZM71 217L70 218H68L69 219V222L71 221ZM133 217H135V215H133ZM7 220H9L10 218H9V216H7ZM24 218H25V216H24ZM39 218V217H38ZM65 218V217H64ZM66 218V219H67ZM95 218V219H94ZM109 218H111V216L109 217ZM138 218V217H137ZM161 219L160 218V223L164 220V219ZM177 220H176V219ZM179 218V219H178ZM67 219V220H68ZM91 219H94V220H91ZM119 219V218H118ZM117 219V220H118ZM139 219V218H138ZM187 220H188V217L186 218ZM14 220L15 219H13L12 221H13V225H14ZM25 221L27 220V219H24ZM41 220V219H40ZM109 220V219H108ZM110 220L108 221V222H110ZM123 220V219H122ZM140 220V219H139ZM6 221V220H5ZM16 221V220H15ZM27 221V222H28ZM37 221V220H36ZM35 221V222H36ZM71 221V222H72ZM104 221L106 222V223H104ZM158 221V222H159ZM16 222H18L19 224H20V226H21V228H22V230L21 231H25V229H27V227H25V223L24 224H22L21 225V223L20 222H22L23 223V221H22V219H21V221L20 220H18V221H16ZM27 222H26V224H27ZM43 222H41V224H43ZM86 222V221H85ZM84 222V223H85ZM93 222H90L91 224L93 223ZM111 222H113V221H111ZM110 222V223H111ZM115 222V221H114ZM117 222V221H116ZM115 222V223H116ZM118 222H120V220H118ZM168 222V223H169ZM184 222H185V220H184ZM5 223H7V221L6 222H4V220H2V221H0V229H1V227H2V225H4ZM9 223H11V220L9 221ZM18 223H16V224H18ZM30 223H29V225H30ZM33 223V224H32ZM82 223H83V221H82ZM88 223V224H87ZM114 223V224H115ZM163 228H165L164 227V225H165V223H166V221H163ZM181 223H180V225H179V227L178 228H180V226H181ZM8 224V223H7ZM18 224V225H19ZM69 224H71V223H68V225ZM90 224V225H91ZM112 225H113V223H111ZM158 224V223H157ZM172 224V225H171ZM185 223H183V225H184ZM11 225V224H10ZM13 225H11L12 227H13ZM24 225V229H23V226ZM81 225V224H80ZM87 225H89V221L88 222H86V226ZM93 225V224H92ZM97 225V224H96ZM111 225V226H112ZM138 225V224H137ZM136 223H135V227L133 226L132 227V229L133 228H135L134 229V232H132L133 234H135V236L137 235L136 233H135V231H138V230H136L137 228H136ZM147 225H148V227H147ZM151 225H152V227L154 226V228L152 229L151 228ZM174 225V226H175ZM181 226V227H184V226ZM30 226V228H32ZM70 227H71V225H69ZM82 226H84V224L82 225ZM81 226V227H82ZM110 226V227H111ZM139 226H137L138 228H139ZM160 226H161V224H160ZM166 226V225H165ZM177 226V225H176ZM14 227H16V225L14 226ZM19 227V226H18ZM41 227H42V225H41ZM95 227V226H94ZM113 227H114V225H113ZM117 227V226H116ZM120 227V226H119ZM157 227V226H156ZM29 228V227H28ZM36 228H38V230H36ZM88 228V227H87ZM105 228V227H104ZM103 228V230L104 231H107V230H105ZM112 228V227H111ZM110 228V229H111ZM115 228V227H114ZM114 228H112V230H113V232H114ZM145 228V229H144ZM160 227H159V224H158V228L157 229H159ZM175 228V229H174ZM14 229V228H13ZM16 229V228H15ZM14 229V230H15ZM81 231V229L80 228H76L75 230H77V231H79V230ZM82 229H84V230H82V231H84L85 232V228H82ZM91 229H92V226H91ZM109 229V230H110ZM118 229V228H117ZM116 229V230H117ZM183 229V228H182ZM182 229L180 228V229H177V234H176V237H179L178 236V232L179 231H181V232H179V234L181 235V234H183V232H185V230L184 231H182ZM16 230H20V228L19 229H16ZM69 230H71V229H69ZM75 230H73V231H75ZM112 230H110V231H108V233L109 232H111ZM120 230V229H119ZM123 230V229H122ZM141 229H140V231H142ZM160 230V229H159ZM179 230V231H178ZM11 231V229L9 230V232H8V230L6 231V232H8L9 233V235L13 232H10ZM20 231V232H21ZM44 232V234H43V232ZM97 231H98V229H97ZM96 231V232H97ZM104 231L102 232V235L101 236H105V235H107V232H106V234L105 235H103L104 234ZM126 231V230H125ZM124 231V232H125ZM131 231H133V230H131ZM130 231V232H131ZM162 231V230H161ZM1 232H3V231H1ZM15 232V231H14ZM29 231L27 230V232H25V233H28ZM42 232V233H41ZM89 232V231H88ZM92 232V231H91ZM95 232V233H96ZM122 232V231H121ZM129 232V231H128ZM163 232H165V231H163ZM24 233V234H25ZM32 233V232H31ZM76 233V232H75ZM86 233H87V231H86ZM100 233V232H99ZM138 233V232H137ZM141 233V232H140ZM162 233V232H161ZM2 234V233H1ZM20 234V233H19ZM24 234H22V235H24ZM30 234V233H29ZM33 234H31V237H33ZM82 234H83V232H82ZM89 235L87 236L86 234H85V238L86 237H91V235H90V233H88ZM98 234V233H97ZM101 234V233H100ZM100 234H98V235H100ZM115 234H117V233H115ZM125 236H127L126 235V232L125 233H123ZM133 234H131V236H130V234H129V236L132 238V240H133V242H136L135 241V238H136V240H138V238L137 237H135L134 236V238H133ZM164 234V233H163ZM12 235H13V233L11 234V236H9V237H12ZM27 235V234H26ZM110 235H112L113 236V234H111L110 233ZM119 235H122V234H120L119 233ZM139 235V234H138ZM137 235V236H138ZM140 235H142V234H140ZM139 235V236H140ZM157 235V234H156ZM156 235H154V238H155V236ZM159 236L161 235V236H163L162 234H158ZM168 235H170L169 233L165 236V238H167V239H163L164 238V236L163 237H161L160 236V240L158 241V243L160 242V241H162V240H166V241H164V242H166V243H168L169 244V242H167L168 241ZM16 236H18V234H16L15 233V235H14V237H12V239H13V241H14V239H15V237ZM93 236V235H92ZM112 236H110V237H112ZM116 236V235H115ZM123 236V235H122ZM124 236V237H125ZM158 236V237H159ZM171 236V235H170ZM3 237H5L4 236V234H3ZM2 237V238H3ZM9 237H8V239H9ZM19 237H21L20 235H19ZM30 237V238H31ZM94 237V236H93ZM96 237V236H95ZM98 237H100V236H98ZM119 237V236H118ZM128 237V236H127ZM141 237V236H140ZM139 237V238H140ZM172 237V236H171ZM0 238H1V236H0ZM1 238V239H2ZM22 239H23V237H21ZM105 238V237H104ZM103 237L102 238H100L101 240L102 239H104ZM108 238V237H107ZM113 238V237H112ZM123 238V237H122ZM156 238H157V236H156ZM161 238H162V240H161ZM4 239V238H3ZM7 239V240H8ZM32 239V238H31ZM87 239V238H86ZM110 238H108V240H109ZM114 239V238H113ZM125 239V238H124ZM127 239H129V238H127ZM176 239V238H175ZM174 239V240H175ZM9 240H11V239H9ZM15 240H18V239H15ZM38 240H40V243L38 242ZM42 240V241H41ZM45 240V241H44ZM87 240H89V239H87ZM99 240V239H98ZM98 240H95V242H98ZM108 240L106 241V242H108ZM117 240V239H116ZM116 240L115 241H113V243L114 244H116ZM121 240V239H120ZM119 240V241H120ZM131 239H130V241H132ZM147 240V239H146ZM155 240V239H154ZM1 241H3V240H0V242ZM5 241H6V237H5ZM18 241H21V240H18ZM25 242H26V240H24ZM31 241V240H30ZM91 241V240H90ZM103 241V243H104V240H102ZM102 241H100V242H102ZM124 241V240H123ZM169 241H171V240H169ZM16 241H14V243H15ZM25 242H22V243H25ZM27 242H29V239H28V241ZM92 242V241H91ZM95 242H93V243H95ZM105 242V243H106ZM112 241H110L109 240V243H107V245H109V247H110V244H112L111 243ZM125 242H127V240L125 241ZM153 242H156V241H153ZM163 242V243H164ZM175 242V241H174ZM2 243V242H1ZM11 243V242H10ZM18 243H20V242H16V244H18ZM22 243H20V244H22ZM30 243V242H29ZM92 243V244H93ZM104 243V244H105ZM117 243H118V240H117ZM119 243H121V242H119ZM123 243V242H122ZM129 243H126V245L127 244H129ZM162 243V245H164ZM171 243V242H170ZM33 244H36V243H34L33 242ZM42 244H41V246H42ZM63 244H64V246H63ZM143 244L145 245L146 244V247L145 246H143ZM153 244V243H152ZM168 244H165V245H168ZM174 244V243H173ZM1 245H3V243L1 244ZM5 245L6 246H8L6 243H5ZM25 246H26V244H24ZM58 245V246H57ZM91 245V244H90ZM101 245V244H100ZM137 245H138V243H137ZM158 244H157V242L155 243V245L154 246H151V247H153L154 249H155V246H157ZM164 245V246H165ZM171 245V244H170ZM22 246V245H21ZM24 246V247H25ZM33 246V245H32ZM32 246H30V245H28V246H26L28 249H29V251L32 249L31 247ZM35 247H38L37 245H34ZM46 246H48V247H46ZM104 246V245H103ZM117 246H119V245H117ZM164 246H162V247H164ZM16 247H18V246H16ZM26 247H25V249H26ZM40 247V246H39ZM144 247V248H143ZM166 247V246H165ZM2 248H4V247H2ZM7 248V247H6ZM20 248V247H19ZM44 248V247H43ZM43 248H42V250H43ZM86 248V249H85ZM108 248V247H107ZM111 248V247H110ZM110 248H108V249H110ZM135 248H136V250H135ZM153 248H151L150 250H152L153 251ZM156 248H158V249H160L159 248V246L158 247H156ZM1 249V248H0ZM8 249V248H7ZM6 249V251L4 252V254L6 255V252L8 251ZM38 249H41V248H38ZM47 249L45 250H43V252L42 251H40L39 250V252H41V253H39L37 256V258H38V260H35L34 262H39L38 264H40V262H42L43 260H46V259H48V258H50V259H54V257H55V259H54V261L55 262H57V258L59 259L61 256V258H63V254L64 253H62V252H60V253H62V255L61 254H59L58 252H57V250H58V248H57V250H56V248L55 249H51V250H53V251H49L50 253H51V255L50 254H48L49 252L47 251ZM61 249V250H62ZM121 249V251H123ZM2 250V249H1ZM5 250V249H4ZM21 250H22V254L24 255V256H28V254L26 255L25 254V251L23 252V250H24V248H23V246L21 247ZM27 250V249H26ZM35 250V249H34ZM56 250V251H55ZM60 250V251H61ZM127 250V249H126ZM169 250V249H168ZM10 252H12V250H9ZM33 251V250H32ZM157 251V250H156ZM14 252H16V251H14ZM20 253H21V251H19ZM48 252V253H47ZM54 252L56 253V254H59L58 256H57V258H56V256H55V254H54ZM93 252H95V253H93ZM135 252H136V254H135ZM150 252V254H151V251H149ZM1 251H0V255H1ZM13 253V252H12ZM12 253H11V255H8V257H7V255L5 256V257H7V260L4 262V264H13V262L19 257L20 258V254L17 252L15 255H13L12 256ZM37 253H38V250H37ZM46 254L47 253V257L48 258H45V259H43V260H41V261H39V257H42L40 254ZM52 253H53V256H52ZM69 253V254H70ZM105 253V252H104ZM118 253V254H119ZM153 253V252H152ZM21 254V255H22ZM45 254H44V256L43 257H45ZM80 254V253H79ZM52 256V257H50V256ZM65 255V254H64ZM68 255V254H67ZM74 255V254H73ZM108 255L110 256V257H108ZM125 255V256H124ZM126 255H128V256H126ZM141 255H140V257H141ZM2 256H3V253H2ZM9 256H12V257H10L9 258ZM70 256V255H69ZM69 256L68 257H66L65 256V258H68V260H70L69 259ZM154 256V255H153ZM4 257V258H5ZM129 258L130 260H128V259H126L125 260V258ZM3 258V259H4ZM21 258H24V257H22L21 256ZM124 258V259H123ZM2 259V258H1ZM26 260H27V264H29V259H28V257H26L25 258ZM23 260V259H22ZM25 260V261H26ZM49 260V259H48ZM48 260H46L45 262H42L41 264H44V263H46L47 264V261ZM63 260H64V258H63ZM83 260V259H82ZM64 261H67V259L66 260H64ZM63 261V262H64ZM71 261V260H70ZM69 261V262H70ZM115 261V262H114ZM127 261H129V262H127ZM23 262H24V260H23ZM49 262H51V261H48V263ZM58 262H59V260H58ZM57 262V263H58ZM69 262H68V264H69ZM76 262V261H75ZM81 262H79L80 264H83V263H81ZM117 263V264H121V263ZM60 263V262H59ZM72 263H73V261H72ZM2 264V263H1ZM25 264V263H24ZM35 264V263H34ZM50 264V263H49ZM52 264H54V263H52ZM64 264H66V262L64 263ZM71 264V263H70ZM73 264H76V263H73Z\"/></svg>",
    "mask_w": 264,
    "mask_h": 264
},
{
    "label": "clouds",
    "instance_id": "9594fccd",
    "mask_svg": "<svg viewBox=\"0 0 264 264\" xmlns=\"http://www.w3.org/2000/svg\"><path fill=\"white\" fill-rule=\"evenodd\" d=\"M124 5L120 15L99 25L77 27L74 20L66 21L64 27L74 29L67 34L56 24V13L41 6L29 26L50 47L60 69L71 71L99 94L124 86L145 89L161 65L208 66L221 55L219 34L201 26L222 17L225 0H168L163 10L155 0H124ZM25 57L23 46L0 45V61L36 59ZM13 264L23 261L18 257Z\"/></svg>",
    "mask_w": 264,
    "mask_h": 264
},
{
    "label": "snow or ice",
    "instance_id": "6c2138e0",
    "mask_svg": "<svg viewBox=\"0 0 264 264\" xmlns=\"http://www.w3.org/2000/svg\"><path fill=\"white\" fill-rule=\"evenodd\" d=\"M155 3L158 8L163 10L164 6L168 3V0H155Z\"/></svg>",
    "mask_w": 264,
    "mask_h": 264
}]
</instances>
